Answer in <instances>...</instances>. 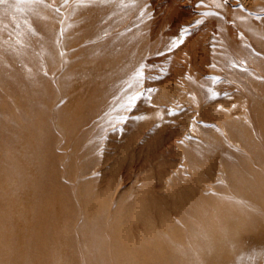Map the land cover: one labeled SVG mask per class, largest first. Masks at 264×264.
<instances>
[{"label":"rangeland","instance_id":"1","mask_svg":"<svg viewBox=\"0 0 264 264\" xmlns=\"http://www.w3.org/2000/svg\"><path fill=\"white\" fill-rule=\"evenodd\" d=\"M15 1H17V0H15ZM74 1L76 2L75 5L80 4L79 7L81 9L79 8L80 9L79 11H82V12L78 16L81 18H78V16H77L76 19L74 20L75 23L73 22V24H75V25L72 24L71 26H69L67 28V31L70 34L69 37L72 36V38L74 40H73V42H71V44L66 45L67 48H66V46L64 48V46H62V43L59 42L60 38H63V36H64V33L63 32L61 33L62 28L60 29L61 26L58 23L59 21L58 22L56 21L57 23H52V22H55V21H53L54 18L56 20H58V18L60 19V17L62 16V14H63V10L61 7L62 3H61V5H59L60 3L58 4V6H60V9H59L57 4H56L57 0H55V2H54V0H37L35 5L38 7V14L37 15L33 14L31 17L33 18V20L35 18L36 19L38 18L37 22L40 24L41 23L43 24V26L41 24L43 29H40L42 27L39 24V26H40L39 27L40 30L38 33L39 38L37 36V38H38L37 43H39L40 48H39V51H37L36 53L34 52L35 55L37 54V56H39V58L42 59L41 60L42 63L35 66V68H33V70L31 69L29 72H27V74H26V72H23L18 77L6 75V78H8L9 81L13 82L14 84L18 81H20L22 83L20 103L22 104L23 107L19 105L20 103L15 104L13 102V100L7 99L9 101H7L6 103L9 105L5 104V106L1 109V112H3V114H1V115H2L3 121H4L5 126H6V131H8V129L10 130L9 134H7V138L9 137L8 140L12 141L14 139H17V137L21 136L22 143L19 145V147H21L23 150V148L25 146V149L22 153L23 156H21V157L24 158V161L26 160V162L23 161L22 168L20 167L17 170L18 172L21 173V177H22V178H20L21 183L23 182L25 185V187L23 186V190H24L23 195H25L23 197L27 198V204L29 203L31 205L33 203L32 205H34V204L36 205V202L38 204H41V205H39L40 207L38 206V204L36 205V207L38 206L39 207L38 209L41 208V210H40V212L38 211V212H33V213H31L28 210H22L21 211L22 214L17 212L18 216L16 215V212L15 213L14 212H7V213H5L6 216H5V214L1 215V212H0V221L10 224L9 225L10 227L7 226L6 229H5V227H0V232H4V231L6 232L7 230H9V231L13 230L14 231V229L18 226V228H16L14 231V233L16 235L14 237V239H16V240H14V242L11 241V243H10V244H12L11 247H10V244H8V248L3 245L4 246L3 251H7V249H8L9 252H17V251H20L21 249H23L22 251L24 252V247H26V246H23V242L24 243L25 242L30 243L31 240H29L28 238L30 236H32V237L36 236V238L38 237V240H37L38 242L36 241L38 244L34 243L36 245L33 246L34 244H32L31 245L32 247H31V246H29L31 244L30 243V244H28V248L27 249L25 248V249H26V254H27V252H28L27 250L31 247L30 252L35 253L34 257H36V258H33L34 259L33 261H35L37 264H42L43 262H47L46 260L49 258L50 255L52 256L55 251H56L55 254L57 256L55 257V254H54V257L52 256L53 259L49 258L51 261L57 259V257L59 258V256L62 257L64 260H66L68 257H70L69 255H71V257L69 259H73V257H74V259L77 260L76 259L77 257L75 258V256H77V253L80 252V248H81L80 242L78 243V241L81 240V242H82L88 238L87 236L90 233L88 228H90V230H92L91 229V228H93L92 222L94 220L98 219L96 215H94L95 217L90 216L91 214L89 216H86V217L81 216L79 219L80 213H81V211H85V210H95V209L97 210L101 206L102 207L101 211L103 213L106 211V209H107V211H110L112 209L109 213L106 212V213L102 214V218H100V220H103L100 223L103 226H105V229H109L111 224H112V222H110V221L113 220V216L115 214V212H114L115 207L121 208V209H119V212L122 211L121 215H119L117 213L118 217L122 219L121 222H120V220H117L121 225L126 224L127 221H129L131 218H133L134 213L135 214L138 213V215H136L133 218L134 220L136 218L135 221H133L131 219L130 222L131 221L132 222L129 225L127 223V225L129 226V227L128 226L127 227L129 229L125 225L124 226L126 228L121 226V229L123 227V230H122L123 232H124V228H125V233H127L128 237H124L123 235H125V233L123 234V232L121 230H120L121 231L120 234L122 235L121 238H123V237L125 238L124 239L125 241L123 240L121 242V246H122L123 250H124V246H126V248L132 246L131 247L132 249L134 246L135 251H133L132 253L134 255H139L138 257L136 256L137 260L140 259V261L138 260L139 263L146 261L145 263L148 262L149 264H153L151 262L155 261V264H157L156 260H160V259L164 258V261L162 262V264H166V263L168 264V262H169V264H173V263L175 264V261L178 258L182 259L181 257L184 253L189 255L191 258L193 257V255H196V256L198 255V257H202L204 255V253L206 252V250H207V252L208 251L211 252V249H212V251L215 252V249H216V251L220 249V251L216 252V253L217 254L219 253L218 255L220 257L223 256L221 254H224V255L226 254L225 255L226 257L223 256L224 258L222 257V260H219L221 258H219V256L216 253L211 252L212 255L215 254L214 256L211 255L212 256V259H211V256L209 255L211 253L208 252L209 254H207V255H209V257H206V255H204L206 257L207 261L209 258L208 262H210V260H211V262H210L211 264H213V263L217 264L218 260L220 261L218 264H221V261H222V264H225V263L227 264V262H228V264H249V262H251L253 260L255 262L252 261L250 264H252V263L264 264V242H263L264 241V239H263L264 238V230H263L264 229V226H263L264 225V221H263L264 220V217H263L264 213H263V209H262L263 207L261 208L258 206L257 208L262 209V212H261V210L255 209L256 211H258V212L255 211L256 212L255 213L252 211L253 210L252 207L254 208V206H252L251 207L252 210L250 209L249 211H251L255 214L250 212L252 214V216H251V218H249L248 217L249 211H247L246 207H245V209H246L247 213L243 209L244 208L243 205H242L243 208H241V206H239L240 208L237 209V206H238L237 204H240V203L243 204L244 203L243 200L245 201V198L241 199L242 198L241 197L240 198L241 200H240L239 197L236 196L240 200V203H238V202L236 203V205H237L235 207L236 209L234 207L232 209V206H235L234 203L236 201L231 202L232 200L228 199L230 196L229 194H228V198L226 200H228L227 202L229 204L233 203V205L230 204L231 205L230 208H229L230 205H228V207H223V205H221V204L218 205V203H219L218 200H220V199L222 200L221 197L223 195H226L227 192L232 193L234 191V189L239 191V192H237L240 194V195L237 194L238 196H243V195H241L243 186L238 187V185L241 182L243 183V181H246L245 176L247 174L245 172H247L248 162L251 161V159H249L250 158L249 155H247L245 148H244L245 151L243 150L244 146L242 145V144L245 145L244 140H243V138H245V137L243 135L247 132H250L249 126L245 122V119L243 120V118H244L243 116L246 115L245 113H247V114L251 113L250 115H252L253 117L258 113H264V95H263L264 94V89H263L264 88V75L262 76L261 74H259L257 72V69H253V68L248 69V66H243V62H241V60H243V58H247V59L249 58L250 60H255L256 62L260 63L261 66L264 68V18L262 17V16H264V0H119V1L109 0V2L107 0L106 1L105 0H86V1L85 0L84 1L83 0H81V1L80 0H74ZM49 2H50V4H49ZM83 2L86 4L85 6H84ZM8 3H9V5H8ZM21 3H23V6H25L26 11L28 10V8H30V6L31 7L34 6V4L31 2V0H21ZM0 4H1L0 14H2V15H0V17H2L4 20L2 26H0V27L2 29L4 28L3 30L8 33L10 31H13L15 28H17V27H13V25H11V24L6 25L5 20L7 21V19H9V17H7L5 15L7 13H2L3 12L2 10L7 8V6L8 7L11 6V3H10V0H0ZM81 5H83L85 8L81 7ZM100 6H101V8H100ZM148 7L150 9H148ZM1 8H3V9H1ZM59 10H61L62 13L59 12ZM141 11L144 14H142ZM166 11H167V13H166ZM262 11H263V13H262ZM50 12H52L53 14H51ZM205 13H208V15H204ZM48 14L52 15V16H50V19H52L51 21L49 19ZM86 14H87V16H86ZM43 15L46 17H44ZM4 16H6V17H4ZM26 16H27V18L24 21H29L30 17H29L28 12L26 13ZM49 23H50V25H49ZM85 23H86V25H85ZM57 24H59V26ZM53 25L54 26L56 25L54 31L51 30L52 28H54V27H52ZM25 26L26 27L28 26L27 22H26V24H24L23 26H20L18 28H20V29L22 28L23 30L25 29V31H27ZM49 26H51V28H49ZM131 27H132V30H130ZM185 28H187V30H188L186 33H184ZM116 29H118V30H116ZM133 29H135V30H133ZM73 30H75V31H73ZM105 30L106 31L110 30V32H109L110 34L107 35L108 37L107 36L104 37L105 39H103L102 37H100V39L95 38L97 35H102L103 31L105 32ZM111 31H113V32H111ZM134 31H135V33H133ZM86 33L90 34V35L94 34L92 37L94 39L93 40H92V38L89 39L88 40L89 44L88 43L86 44L87 46H85V44L82 45V42L79 41L80 40L79 36L84 35V34L86 35ZM98 33H101V34H98ZM106 33L107 32H105V34ZM113 33H114V35H113ZM181 34L184 35L183 43L179 44L178 47L172 48L171 46H172L173 42L179 40L181 37ZM56 35H57V37H56ZM54 38H56L58 41ZM90 40H92V41H90ZM92 42H95V43L91 44ZM72 43H74V44H72ZM70 46H72L71 49H70ZM81 46H82V48H81ZM60 47H63L64 49L60 48ZM56 48H58V49H56ZM59 48L62 49L63 52H61L62 50H60V52H59ZM170 48H171V50H169ZM30 49H31V47L28 45L23 50V53L26 55V57H28V55H29V57L32 56ZM65 49L67 51L70 50V52L68 51V53H67V51ZM75 49L78 52H76ZM9 50H10V52L11 51L14 52L15 48L10 46ZM79 50H80V52H79ZM58 53H60V54L63 53V55H61V56H65V55L70 56V54L71 55L73 54V56H75L74 60L71 63L72 64L76 63V65L77 64L78 65L76 66L74 64L76 66L75 67V66H72V64L70 63L71 65L69 66L70 68L72 67L74 70V71L71 70L72 68L70 69L72 76H71L70 72H67V71H69V69L65 68L66 67L65 65H64V68L60 67L63 64L62 65L58 64L60 68H63V70H62V73H60L61 69H59L60 71H58V72L60 73L59 74L60 76H56L58 74H57V72L55 73V69L57 68L56 70H58V65H57V67L54 66V68L56 67L55 69L54 68L52 69V67H50L49 65L47 66V63L43 62V59L56 58V54H57V58H59L60 55ZM187 53H188V55H187ZM244 55H246V57ZM96 57L98 59H96ZM82 58L94 60V62L88 63L90 65L86 64L83 66V69L85 68V70L87 69L86 66H88L89 70L87 69V71L89 73V71L91 70V73L84 74L81 71L83 64H80L81 62H79V61L82 60ZM112 59H114L115 61ZM91 63H93L94 65ZM235 63L239 64V65H235ZM17 64H18V66L16 65L17 69H18V67L23 66L21 63H17ZM44 64H46V65H44ZM240 66L243 67L242 68L243 70L240 69ZM48 67H50V69ZM233 67L234 68L236 67L235 70H238V71H235ZM44 68H46L48 70H46ZM6 69L7 70L8 69L15 70V69H13L12 66H9V65H6ZM7 70H4V73L7 74ZM45 70L47 72L49 71L48 74ZM141 70H142L143 78L137 80L136 79V73L138 71H141ZM65 71L67 72V74H64V73H66ZM87 71H85V72H87ZM217 71H219V74ZM220 71H221V73H220ZM240 71H241V73H240ZM100 72H102V73L104 72V73L102 74ZM215 72H217V74ZM248 72H249V74H247ZM54 73L56 75H54ZM79 73H82V75H79ZM215 74L217 76L219 75L218 77L221 78L220 80H218V81H220V84L218 81H217L218 82L217 83L216 81L213 80V77L216 76ZM61 75H62V77L65 76L66 79H64L65 77L62 78ZM67 75H68V77H67ZM222 75H224V76H222ZM58 77H61L60 80H61V83L64 82V83H62L63 85L60 83V80L58 81V79H59ZM244 77H246L247 80ZM80 78H82V79L80 80ZM53 79H55V80L57 79L58 82L53 80ZM83 79L86 81L85 82L82 81ZM248 79L250 80L251 83L249 82ZM34 80L40 81V84H39L40 87L38 86L37 90L31 91V90H29L30 89L29 85ZM71 81H72L73 85H72ZM77 81H79V82H77ZM80 81H81V83H80ZM254 81H255V83H254ZM56 82L58 83L57 87L55 85ZM67 82H68V84H67ZM76 82H77V84L80 83V85H84V84L85 85L82 88V86L77 85ZM87 82L89 83L88 85H86ZM213 82L216 84V86L213 85L214 84ZM237 82H238V85H237ZM50 83H51L50 87H52V89L56 87L57 91H56V88L53 89L54 91H52L50 89V87L48 85ZM74 83L77 86H75ZM239 83H241V84H239ZM257 83H258V86L256 85ZM70 84H71V86H70ZM251 84H254L255 87H252ZM46 85L49 89L46 87ZM53 85H55V86L53 87ZM218 85H219V87H218ZM239 85H241V86H239ZM59 87H61V88H59ZM71 87H73V88L77 87V88H75L76 92H74L75 90L72 92L71 90L73 88H71ZM190 87L192 89H189ZM80 88L82 89L81 90L82 92L80 91L78 93L77 91H79ZM216 88H218V89L216 90ZM256 88L257 89L259 88V90L261 89L262 91H260V92L258 91L259 92L258 93L256 91ZM244 89L248 92H245ZM24 90H26V91H24ZM49 91H50V93L52 91L51 95L49 94ZM59 91L63 95H66V96H63L62 94H60ZM193 91L194 92L196 91L195 94ZM249 91H250V93H249ZM53 92L56 94H53ZM67 92H68L69 96H67ZM204 92H205V94H204ZM23 93H25V94H23ZM76 93H78V94L75 95ZM213 93H215L216 96H213ZM244 93L246 94V96L244 95ZM247 94H248V96H247ZM53 95H54L55 99H57L58 101L53 99ZM61 95H62V97H61ZM132 96H136L137 99H136L134 105L130 109H127L125 106L127 105L129 98H131ZM249 96H250V98H249ZM43 97H45V98H43ZM69 97L72 99H70ZM50 98H52L53 100H51ZM63 98H65V99L63 100ZM68 98L70 99V101L72 100L73 104L71 102H69V100H68V103H69L68 105L70 106L72 104L71 107H69L66 104L67 103L66 101ZM190 98L192 99L193 105L191 103ZM196 98H198V99L200 98L201 100L200 99L197 100ZM28 99L29 100H35V101H33L34 105L32 103H30V101ZM46 99H47L48 104L46 103ZM60 99H62V100L60 101ZM247 100L253 103V104L252 103L250 104V102H249L251 110L249 108H247V109L245 108V107H249V106H247L248 105ZM254 100H255V102H254ZM195 101L196 102L198 101V102L196 103ZM53 102H54V104H53ZM57 102H59V106L56 104ZM172 102L174 104H171L172 105L171 106L170 103H172ZM194 102H195V104L199 103L197 105L198 107L194 105ZM200 102H201V104H200ZM176 103L180 104L181 106L178 105L179 107L178 106L175 107L177 105ZM44 104H47L48 107ZM50 105H52V106H50ZM66 105L68 108L66 107ZM251 105H252V107H251ZM56 106H58V110H57ZM53 107H55V108H53ZM241 107H242V110H244V111H241L243 113H240V111H239V110H241ZM15 108L18 109L15 112L21 114L23 116V119H24L23 120L24 123L22 122L24 127L21 130H20V126H19L18 121H17V123H15V121L12 118L10 119V117H4V113L8 112L9 109H15ZM27 108L28 109L34 108L33 110L36 113V117H38V118H36L37 121L39 119L38 122L40 123L42 120V123L39 124L40 127H42L41 124L44 125V122L46 121L45 118L50 120V123H49V120L47 122V125H49V127L46 126V123H45V126H46L45 128L43 126V128H37L36 129V131L39 133L36 132L37 135H33V137H32L33 140L31 139V134H33L34 132H32V130L30 131V129H29L30 121L32 122L33 119L30 117L29 110L27 111ZM65 109L67 111H65ZM245 109H246V112H245ZM52 110H53V112L54 111L59 112V113H56V116L59 114L58 119L56 118V116L54 114L55 112L52 113ZM232 111H234L235 113L233 114ZM170 112L174 113V114H170ZM236 112H238L237 116H236ZM227 113L230 114V116ZM37 114H38V116H37ZM40 114L44 115L45 117H43V116H42L43 118L40 117L41 116ZM52 114L54 115V117L52 116ZM240 114H242V115H240ZM238 115H240V116H238ZM220 116L221 117L223 116L224 119H222L223 117L220 119ZM226 116H227V118H226ZM69 117L71 120L69 119ZM194 117H196V118H194ZM198 117H200L199 118L200 120L198 119ZM40 118H42V119H40ZM121 118L122 119L124 118L125 120L123 119L124 120L123 121V120H121ZM66 119H68V120H66ZM217 119H219L218 122H216ZM56 120H57L56 123L53 122ZM58 120H59V122H58ZM113 120H115V121H113ZM202 120L204 122H206L205 124L208 125V127L205 124H203L204 122ZM118 121H120V122H118ZM220 121L227 123L229 130L238 131L237 133H241L242 137L241 136L240 137L243 140L241 143V145L243 146L242 148L240 147V145H239V147L238 146L236 147V145H234V144L231 145V143H228L227 141L221 139L224 136V134H222L223 131L220 128V126H221ZM236 121H238V122H236ZM194 122H196V124H197L196 126L194 125ZM198 122H200V123H198ZM110 123H112V124L110 125ZM218 123L220 124V126ZM57 124L59 126L60 125H64V126L59 127V126H57ZM113 124H115V125H113ZM67 125H68V127H67ZM197 126H199V127H197ZM2 127H4L3 124H2ZM64 127H65V129H69V130H65ZM190 127H192V128H190ZM194 127L195 128L197 127V129L199 128L202 135H199L200 138H196V139L193 138V141L189 140V138L188 139L186 138L189 141L188 142L189 144H188L187 142H185L187 140L185 139V141H184V139L182 137H184V138L186 136L191 137V135H190L191 133L195 134V133H193ZM15 128H18L19 131L16 132ZM204 128H205V130H204ZM44 129H46V131L44 133L45 134L47 133L50 136V138L47 134H46L47 136H44V133L42 131ZM62 129L65 130V132ZM191 129L193 131H191ZM38 130H40V131H38ZM61 130H62V132L59 134L60 135L63 134V135L60 136V135H58L57 131H61ZM239 130H241V131H239ZM67 131L70 132V135H69V132H67ZM202 132H204V133H202ZM65 133L67 134L66 135L67 141H65L66 143L64 142V140L61 141V137H63ZM197 133L198 132H196V134ZM217 133H219L220 137ZM55 134H57V136H59L60 140L58 139V137ZM184 134H185V136H184ZM203 134L204 135L206 134V136H204ZM211 134H212V136H211ZM75 135L78 137L76 138ZM51 136H53V137H51ZM71 136H73V137H71ZM202 136H204V139H206L207 141L204 140ZM55 137H57V139H58L57 141H56ZM53 139H55V140H53ZM180 139H181V141H179ZM191 139H192V137H191ZM198 139H199V141H198ZM214 139H215V141H214ZM69 140L70 141L74 140V141L73 142L71 141V143H70ZM210 140H211V142H210ZM182 141H184V142L182 143ZM32 142H33V145H31ZM98 142H100V143H98ZM102 142H104V143L101 145ZM192 142H194L195 144ZM199 142H201V143H199ZM67 143H69L72 146V148H71V146L68 148H64V147H67V146H65ZM45 144H47V145H45ZM69 144H67V145L69 146ZM211 144H212V146H211ZM221 144L224 145V147ZM62 145H64V147H62ZM27 146L30 148H27ZM179 146H181V148ZM216 146L218 147V149H214V147L217 148ZM182 149H184V151ZM211 149H212V151H211ZM220 149L222 150V152L218 151ZM223 150H225V151H223ZM233 150H235V151L233 152ZM241 151H243V152H241ZM182 152H184V155L182 154ZM65 153H67L66 154L67 156H70V157L73 156V157H71V159H70V157L69 158L66 157L69 159V160L67 159L68 161L66 160L67 161L66 164L64 163L65 162L64 160L66 158L63 160V158L65 157V155H64ZM72 153H73V155H72ZM74 153H76L77 155H75ZM209 153L210 154L212 153V154L209 155ZM225 153H226V155L230 154V157L228 155H227L228 157H226ZM30 154H31V156H30ZM45 154H47V157H48L47 159H44L46 157ZM263 154H264V152H263ZM201 155H202V157H201ZM206 155L209 156L208 159H206V158L204 159V157ZM182 156H185V158H183ZM231 156H234V158ZM200 157H201V159H200ZM230 158L234 159L233 160L234 163L231 161ZM262 159H264V155L262 156ZM14 160H15L14 158H9L8 164L10 165V169H11V166H12ZM183 160H184V162H183ZM204 160L206 161L205 164H204ZM27 161H29V162H27ZM186 161H188V162H186ZM35 162H37V164ZM185 162L187 164H190V165L188 166V165L184 164ZM199 162L201 163V165L203 164L202 167H200V168L197 166L199 164ZM31 163L36 166L33 170L34 172L32 171L33 165H31ZM235 163L236 164L238 163L237 164L238 166L235 165ZM24 164H25V166H24ZM93 164H94V166H93ZM98 164H99V167H98ZM193 165H195V166H193ZM228 165H230V166H228ZM239 165H240V167H239ZM30 166L32 167V169ZM37 166H38V168H37ZM42 166H45V167L47 166L46 167L47 172H44L45 168H43ZM196 166H197V169L199 168V170H197V173H195V175H194L193 171L196 170ZM41 167L43 170H41ZM187 167H188V170L190 172H188ZM191 167L192 168L195 167V168H193L194 170ZM237 167L241 170V172L239 169H237ZM95 168L98 171H95ZM222 168L226 169L225 173H224L225 169L222 170ZM27 171H29V172H27ZM41 171H42V173H41ZM25 172H27V173H25ZM93 172H95V173L97 172V174H95V173L93 174ZM35 173H38L39 176ZM75 173H77V175ZM189 173H191V174H189ZM16 174H18V173L16 172ZM34 174L36 176H34ZM42 174H45L44 175L45 177H43ZM187 174H189V176L194 175V177L190 178V177H188ZM219 174H223V175H221V178H222V176H224L226 174H228V175H226L227 178H223V180L221 179L222 181H220V175ZM73 175H75V176H73ZM94 175L96 177H94ZM182 175H183V177H182ZM25 176L27 178H24ZM46 176L49 177V179ZM186 176L191 180L187 179L188 180L187 181ZM217 176H219L218 179H217ZM30 177H31V179H28ZM74 177H76V178H74ZM78 178H80V181ZM24 179H26V182H24L25 181ZM74 179H76V180L74 181ZM215 179H216V181H215ZM225 179H226V181H224ZM236 179L237 180L239 179V181H237ZM37 180L40 183L37 182ZM41 180L44 183L47 181L45 183L46 187L44 184H42L43 182H41ZM83 180H84V182H87V183L82 182ZM167 180H169V183ZM177 180L180 181V182H178L179 185L177 184L178 186L176 185ZM183 180H186V181H183ZM218 180H219V182H218ZM227 180H228V185H227ZM52 182H54V183H52ZM209 182H211V183H209ZM229 182H230V184H229ZM208 183L211 185H214L216 183L214 186H211V185H209V186L214 187V188H216L215 186H217L216 190L221 189L218 191V192H220V194L225 193V192L226 193L221 194L222 196L220 194H218V196H217L218 198H216V195L218 192L214 188L206 187V185L208 186ZM28 184H29V186H31V188L27 186ZM32 184H34V185H32ZM78 184H79V186H78ZM80 184H82V185L80 186ZM87 184L90 187L91 192L89 191V189H88L89 187L87 186ZM236 184H237V186L233 189L231 186L234 187V185H236ZM47 185H49V187H47ZM50 185H51V187H54V189L53 188L51 189ZM53 185H55V186H53ZM168 185L171 187L172 190H169L170 187ZM229 185H231V186L229 187ZM74 187L76 188V190L74 189ZM78 187H80V189ZM166 187H168V188H166ZM172 187L173 188L175 187V188L173 189ZM205 187L208 189H206ZM209 188H211V189H209ZM228 188L229 189L232 188L233 189L232 192L230 191L231 189L229 190ZM213 189H214V192H212ZM25 190H26V192L27 191L28 192L25 193ZM35 190H36V192H35ZM78 190H81L82 193H81V191H78ZM222 190L224 192H222ZM73 191H75V192H73ZM77 191H78V193H77ZM88 191L90 193H88ZM38 192H40V193H38ZM42 192L44 194L47 193L46 196ZM205 192H206V194H205ZM28 193H29V195H28ZM71 193H72V195H71ZM76 193H77V195H76ZM215 193H216V195H214ZM38 194H39V197H37ZM42 195H43V197H42ZM59 195L61 198L59 197ZM95 195H97V196H95ZM235 195H236V191H235V194L232 196L235 197ZM27 196H29V197H27ZM78 196L79 197L83 196V197L78 198ZM202 196H204L203 198H204L205 202H204ZM212 196L215 198L212 199ZM232 196H231V198H233ZM85 197H86V199H85ZM205 197L206 198L208 197V199H206ZM224 197L225 196H223V200H224ZM41 198L43 200L40 203L39 200ZM77 198L80 199L78 202H76ZM113 198H114L115 202L113 201ZM199 198H202V199H199ZM31 199H32V201H31ZM198 199L202 200V203L204 205L202 208H205L206 212H207V210H209L208 214L210 212H211V214L213 213L214 216H216V214H217V216H216L217 220L219 219L218 215H221L220 216L221 218L219 219V221L217 222V220H216V226H217L216 228L220 227V221H222V219L227 220V218H228L229 220H227V223L228 222L232 223V225L226 224L228 226V228L225 224L224 225L221 224V226L223 225L222 228H224L225 231H222L223 230L222 228L221 229H219V228L218 229H210V228H207L206 226L203 229L204 221H205V220H203V217L207 213H205V210L203 211V210L199 209V210L203 211L201 214L202 220L199 218L203 222V224L200 223L201 226L202 225L203 226L199 227L200 224H199V226L197 225L198 229L202 228L203 232L206 231L205 230L206 228L208 230H212L211 232L207 231V232H210L209 236H210L211 240H212V238H214V237H211V233L213 236L214 235L213 233H215L214 230H218L216 232L217 233L219 232L220 234H222L221 240H216V242L211 241L209 237H206L207 236V232H206L205 237L209 238V240L208 239L206 240V238L205 239L202 238V239H203V241H207L206 246L208 245L209 247H207V248H209V249H205V251L203 249L204 253L202 256L199 254V252L197 254L196 250H194L196 254L194 253L192 255L191 253H193V248L195 247L193 244H194L195 240L198 239V241H199L198 237H201V235L198 233L200 231L197 232V230L193 229L191 226V229L186 228V229H188V231H190L189 233H187V234H186V232H183V233H185L186 236L188 235V239L191 240L192 242H193V239L197 238L194 240L193 244L189 243L190 241L188 240L189 245L192 244V246H194L193 248H192V246L190 247V246L186 245L190 248L189 249L188 247H186V249L192 250L191 253L189 252L192 256L190 254H188L189 250H186L185 248L184 249L187 252L183 251L182 252L183 254L180 255L181 257L178 256L180 248H178V250L176 249L178 254L175 255L177 252L174 250L173 247L176 246L177 244H179V246H180L179 242H181V245H182V243L184 242V241L182 242V239L184 240V238H186L185 234H184V236H182L183 238H180L181 239L180 241H179V239H174V240H176V243H177V244L175 243L174 246H172L173 243H170V245H171L170 247L173 248V249L169 248L170 251L168 250L169 246L167 245L166 242H164L165 244L161 243V248H163V251L161 250L159 245H158V247H156L154 245L155 244L154 240H152V239H155L156 236L157 237L161 236L158 233L159 231L161 232V234L162 233L165 234L166 233L165 230H167V233L170 234L171 229L174 228V229H172L174 232H176V233L181 232V235H183L181 227L187 226L185 224L190 223L189 224V228H190V225L193 222L194 223L197 222V219H198L197 216L201 217L200 214H199L200 216L197 215V213H198L197 211H199V210L196 211L194 209V208L197 209V207L198 208L201 207V205H199V202H198V205L200 207L195 205L197 203ZM216 199H217V201H216ZM62 200H64V201H62ZM98 200H101L100 203ZM111 200L113 201V203ZM234 200H236V199L234 198L233 201ZM34 201H36V202H34ZM43 201H46V202H43ZM85 201H87V202L85 203ZM214 201H216L215 204L217 206L221 205L220 207L224 208V209L222 208L224 210V212L221 209V212H223L224 215H222V213H220V211H217L218 213L216 211H215L216 213L214 212V210L217 209V206L214 204ZM48 202H50V203H48ZM60 202L61 203L63 202V203L61 204ZM80 202H82V203H80ZM58 203H60V205ZM73 203H75V204H73ZM193 203H195V204L193 205ZM207 203H210L211 207ZM221 203L223 204L224 201ZM246 203H244L245 206L247 205ZM63 204H64V206H63ZM102 204H103V206H102ZM112 204H114V205H112ZM110 205H112L111 208H109ZM126 205H128V207ZM43 206L45 209L47 208L46 211L43 208ZM50 206H52L53 208ZM54 206H56V210L54 209ZM58 206L60 209H58ZM62 206H63V208H62ZM104 206L106 208H104ZM213 206L215 207V209H213ZM226 206H227V203H226ZM125 207H127V209ZM131 207H133L134 210L136 209V212L131 210L132 209ZM220 207H219V210H220ZM48 208H51L52 210L51 209L48 210ZM76 208H77V210H76ZM129 208H131V209L128 210ZM225 208L226 209L228 208V211H225L226 210ZM61 209H62V212H61ZM108 209H110V210H108ZM234 209H235V211H239L240 212L239 214H241L240 210L243 209L242 211H245V213H246V214L243 213V215L244 216L246 215L247 217L246 216L244 217L242 215L239 216V214H237L238 212H236V213L234 212ZM0 210H1V208H0ZM43 210L47 213L44 214ZM229 210L231 212H229ZM36 211H37V209H36ZM64 211H65V213H64ZM112 211H113V213H112ZM129 211L132 213V215L130 214L128 216ZM195 211H196V213H195ZM26 212H28V213L26 214ZM48 212H49V215H48ZM143 212H147L148 215H146V213L144 215ZM226 212H227V214H226ZM233 212H234V214H232ZM13 213H14V215H13ZM34 213H36V215ZM39 213H41V216L44 214L43 217L38 216V215H40ZM52 213H53V215H52ZM99 213L101 214V212H99ZM191 213H194L196 215L195 218H197L196 220L194 218L195 221H193V222L190 221V218L193 219L192 217L194 216V215L192 216ZM203 213H205V214L203 215ZM228 213H231V214H229L230 216L228 215ZM262 213H263V215L260 216V214H262ZM10 214H11V217H10ZM31 214L34 215L35 219L33 218V215H31ZM67 214H69V215L67 216ZM107 214H110L109 217H111V215H112V220H109L110 218H108ZM141 214L143 217L145 216V219L143 218V220H145L144 222L142 220H139L142 217ZM28 215H30V217ZM233 215H234V217H233ZM253 215H254V217H253ZM22 216L29 217L32 219V220H29V222L31 221L30 223H28V221H27L28 224L25 223L28 226V228L27 227L23 228L24 226H26L24 224V222L23 223L20 222L21 224L20 223H18V224L17 223H15V224L10 223V221L14 217L21 218ZM48 216H49V218H48ZM50 216H51V219L53 221L50 219ZM125 216L126 217L128 216L129 220L126 219V221H125V218H126ZM187 216L190 217L188 219V222L186 219ZM54 217H55V219H54ZM123 217H125V218H123ZM205 217H207V216H205ZM230 217H232V218L236 217L237 219L235 218V220H233ZM10 218H12V219H10ZM16 218H14L11 222H15L17 220ZM46 218L49 220H47ZM81 218H85V219L87 218V219L86 220L83 219V221H82ZM247 218L249 219V221H247L248 220ZM148 219H149V222H148ZM184 219H186L185 222H184ZM39 220H41V221H39ZM58 220L60 223L58 222ZM89 220L91 223L89 222ZM232 220H233V222H232ZM245 220L247 221V223ZM33 221H35V223L37 225L35 223L33 225ZM73 221H75V222H73ZM167 221L170 223L168 224ZM250 221H252V222H250ZM261 221H263V222H261ZM17 222H19V220H17ZM49 222H51V223H49ZM123 222H125V223H123ZM146 222L149 223V225H148L149 227L146 226ZM181 222H184L183 223L184 225L182 224L183 226L180 227L179 225H181ZM224 222L222 221V223H224ZM236 222H239V223H236ZM39 223H41V226L39 225ZM194 223L192 225H194ZM197 223H199V222H197ZM261 223H263L262 227H261ZM12 224H14V225H12ZM73 224H75V226ZM77 224L80 227H77ZM167 224L171 225V229L166 228V226H168ZM19 225H22V226H19ZM38 225L41 228H39ZM42 225H43V228H42ZM71 225H73L74 227L73 226L71 227ZM162 225H163V227L165 225V227H164L165 230H163ZM12 226H14L15 228ZM82 226L87 227L86 228V230H87L86 233L88 232L87 236H86L84 230L83 231L77 230V228L79 230H81V228L85 229ZM90 226H92V227H90ZM197 226H194V227L197 228ZM224 226L226 227V229ZM20 227L23 230H21ZM29 227L30 228L33 227V229L30 230ZM47 227H49V228L47 229ZM145 227H147L148 231H145V229H146ZM37 228H38V230L34 231ZM50 228L51 229L53 228V229L51 230ZM71 228H73L75 230V232L78 234L77 237L83 232V234H81L80 236H86L87 238L86 237H84V238L79 237L76 240V238H77L76 233L75 234L72 233V231H74V230L72 229L71 232L69 231ZM260 228H261V230H260ZM57 229H60L61 232H60V230H57ZM127 229L131 231V235H132V233H133V235L135 234L134 238H131L133 240L132 243H131V239L129 241V238L131 235L128 234L129 231ZM178 229L180 231H178ZM182 229H185V228L183 227ZM249 229H250V231H249ZM55 230L58 232H56ZM126 230H127V232H126ZM162 230H163V232H162ZM192 230L195 232L194 235H196V233H197V235L199 234L200 236H197V237L193 236V238L190 237L191 235H189V234H192L191 233ZM66 231L70 234L68 235V233H65ZM243 231H244V233H243ZM223 232H224V234H223ZM237 232H238V235H237ZM48 233H50V235H48ZM59 233H61V234H59ZM92 233H94L93 234L94 238L98 239L97 238L98 235L95 234L94 229L92 230ZM143 233H145V234H143ZM147 233H148V235L150 234L151 236L154 233H155V235H156V233L158 234L154 238L149 235L151 237V240L154 243L153 245H150V239H149L150 237L147 238V240H145L144 242L140 241V240H143V238L146 239V236L148 237V235H146ZM167 233H166V237H167ZM234 233H235V235H234ZM66 234L68 235V237ZM141 234H142L143 238L139 239L138 236L140 237ZM201 234H203V233H201ZM227 234H230V236H228ZM260 234L262 236H260ZM93 235H91V236L93 237ZM133 235L131 237H133ZM136 235H137V237H136ZM171 235H172V232H171L170 236ZM225 235H226V237H225ZM255 235L257 237L259 236V238L255 237ZM17 236H18V240H17ZM58 236H60L61 238L60 237L58 238ZM69 236L71 239L69 238ZM110 236H112L111 241H110V239H111ZM243 236H245L247 239L245 240V238H243ZM62 237H63V239H62ZM108 237H110V238H108ZM229 237L230 238L232 237V238L229 239ZM238 237H239V239H238ZM40 238H41V241H40L41 244L39 242ZM52 238H54V239L51 240ZM73 238H75V239H73ZM104 238L109 239L108 241L110 243H113V240H115V236L111 235L110 232ZM235 238H237V239H235ZM20 239H21V241H20ZM57 239L58 240L60 239L62 241L63 245L61 243H59L60 240L58 241ZM96 239H90V240L87 239V240H89L90 242H92V241L94 242ZM107 239H105V241H107ZM126 239H127V241H129L128 243H127ZM138 239H139V241H137ZM148 239H149V241H148ZM257 239H259V240H257ZM34 240H36V239H34ZM68 240H69V242H68ZM70 240H73L74 242L71 241V243H70ZM247 240H248V242H247ZM225 241L228 242L226 245L221 244V242L225 243ZM53 242H55V243H53ZM123 242L126 243V244H124V246L122 244ZM134 242H135V244H133ZM137 242L138 243L142 242L143 245L140 243V245L138 246V244H136ZM169 242H172V241L169 240L168 244H169ZM74 243H75V245H74ZM145 243H146V245H145ZM21 244H22V246H19ZM26 244L27 243H25V245ZM128 244H130V245L128 246ZM151 244H152V242H151ZM157 244H160V243H156V245ZM185 244L183 243V245L180 247H183ZM204 244H205V242H204ZM209 244H211V245H209ZM39 245L40 246L42 245V247H40ZM66 245H69L70 247H68V246L66 247ZM76 245H78L79 247ZM136 245H137V247H136ZM212 245L215 247H213ZM221 245H224V246L220 247ZM232 245H234V246H232ZM144 246L146 247V249L144 248ZM149 246H152V248L151 247L149 248ZM177 246L175 248H177ZM36 247H38V248H36ZM43 247L45 248V250ZM73 247H76V248H73ZM105 247L107 250L105 252V254L107 253L105 256H107L108 255L107 242L105 244ZM224 247H225V250H224L225 252L223 251ZM228 247H229V249H228ZM239 247L240 248L242 247V248L240 249ZM1 248H3V247L1 246V243H0V250H1ZM32 248H33V251H32ZM61 248H62V252L63 251L66 252V250L68 249L67 250L68 256L67 255L64 256L65 254L63 255L64 252L63 253L61 252ZM77 248H79L78 249L79 252L77 251ZM232 248H234L235 251ZM250 248L252 250H250ZM59 249H60V251H59ZM71 249H72V251H71ZM73 249H75V250H73ZM141 249H143V250L145 249V251H143ZM194 249H196V248H194ZM238 249H239V251H238ZM52 250H54V251H52ZM146 250H147V252H146ZM157 250L159 252H157ZM171 250L173 252L171 253V256H170V253H167V252L168 251L171 252ZM198 250H200V249H198ZM232 250L234 251V253H236V254L238 253V254L237 255L234 254ZM48 251H52V252H50V254H49ZM127 251L129 252L130 250H127ZM136 251L138 252V254L136 253ZM165 251H166V256L163 257L165 255ZM227 251H229V252L232 251V252L226 253ZM260 251H262V252L260 253ZM57 252L60 255H58ZM150 252H151V254H150ZM155 252L157 253V255L155 254ZM160 252H162V254ZM163 252H164V254H163ZM180 252H181V250H180ZM61 253H62V256H61ZM73 253H75V256L72 257V255H74ZM148 253H149V255H148ZM257 253H258V256H256ZM119 254H121V256H124L127 253L124 252L123 253L124 255H122V252H120ZM168 254H169L170 258H168ZM30 255H32V253L31 254L28 253V258H30ZM46 255L48 256V258ZM158 255H160V257L158 259H154V256H156L155 258H157ZM161 255H163V256L161 257ZM231 255H232V257H231ZM37 256H40V257H37ZM172 256H174L176 259L173 260L174 258ZM184 256L183 257L186 258V255H184ZM189 256H187V257H189ZM215 256H217V257H215ZM237 256L239 259L237 258ZM144 257H146V258H144ZM147 257H149V258H147ZM198 257L196 260L194 259L195 264H197L196 262L198 259H200V260L202 259V258H198ZM229 257H230L231 262L228 260ZM15 258H17V257H15V256L12 257V260H13L12 264H16V262H18L17 264H22V263L23 264H27V263L31 264V262H30L31 260H29V259L26 260V263L21 261V260L19 261V259H17V261L14 262ZM191 258H186V259H188V262H189L191 260ZM194 258H195V256H194ZM213 258L216 259L217 261L216 260L214 261ZM226 258H228V259H226ZM37 259L39 262L37 261ZM42 259L43 260L45 259V260L43 261ZM69 259H67L65 261V262H67V264H70V262H71V260H69ZM100 259L103 260L102 257ZM100 259H98L97 261H99ZM223 259L224 260L226 259V261L227 260L228 261L224 263ZM68 260H69V262H68ZM75 260H73V261H75ZM149 260L151 262H149ZM183 260H185V259H182L181 261H183ZM202 260L204 261L205 259H202ZM73 261L71 262V264H75V262L73 263ZM78 261L80 262L79 259L77 260V262ZM35 262H32V263L34 264ZM48 262H50V261H48ZM77 262H76V264H78ZM113 262H115V261H113ZM171 262H173V263H171ZM177 262H178V260H177ZM185 262H187V261L185 260L183 263L182 262L181 263L184 264ZM158 263H160V262H158ZM179 263H180V261H179ZM190 263H192V262H190ZM210 263H208V264H210Z\"/></svg>","mask_w":264,"mask_h":264},{"label":"bare ground","instance_id":"2","mask_svg":"<svg viewBox=\"0 0 264 264\" xmlns=\"http://www.w3.org/2000/svg\"><path fill=\"white\" fill-rule=\"evenodd\" d=\"M81 1V0H80ZM84 1V0H83ZM86 1V0H85ZM106 1V0H105ZM108 2H109V0H107ZM114 1V0H113ZM115 1H119V0H115ZM5 2V1H4ZM31 2L34 4V6H30V8H28V10L26 11L25 10V6H23V3H21V0H17V1H15V0H10V3H11V6H7V8H5L4 10H2L3 12L2 13H7V14H5L7 17H9V19H7V21L5 20V22H6V25L7 24H11V25H13V27H17V28H15L13 31H10V32H5L1 27H0V115L1 114H3V112H1V109L5 106V104H7L6 102L7 101H9L10 99L11 100H13V102L16 104H18V103H20V95H21V87H22V83L20 82V81H18V82H16L15 84L13 83V82H11V81H9V79L8 78H6V75L7 76H16V77H18L21 73H23V72H26V74H27V72H29L31 69L33 70V68H35V66H37L38 64H40V63H42V59L41 58H39V56H37V54L35 55V53L37 52V51H39V43H37V41H38V38H39V30L40 29H43V24H42V26H41V24L40 23H38L37 22V19L35 18L34 20H33V18L31 17L33 14H35V15H37L38 14V7L35 5L36 4V2H37V0H31ZM54 2H55V0H54ZM107 2V3H108ZM6 3V2H5ZM60 3V4H59ZM61 3H62V5H61ZM81 3V2H80ZM84 3V2H83ZM25 4V3H24ZM49 4H50V2H49ZM54 4V3H53ZM57 6H58V4L59 5H61V7H62V10H63V14H62V16L60 17V19L58 18V20H56L55 18V20L53 19V21H55V22H52V23H57L58 21V23L60 24V29H61V33L63 32L64 33V36H63V38H60V40H59V42H61L62 43V46H64V48H65V46L66 45H68V44H71V42H73V38H72V36L71 37H69V32L67 31V28L69 27V26H71L72 24H73V22H74V20L76 19V17L79 15V14H81V12L82 11H79L81 8L79 7L80 6V4H78V5H75L76 4V2L74 1V0H57ZM8 5H9V3H8ZM29 5V4H28ZM86 4L84 3V6H85ZM88 5V4H87ZM106 5V4H105ZM4 6V5H3ZM2 6V7H3ZM83 5H81V7H84ZM108 6V5H107ZM0 7H1V4H0ZM111 7V6H110ZM126 7V6H125ZM139 7V6H138ZM137 7V8H138ZM58 8L60 9V6H58ZM80 8V9H79ZM85 8V7H84ZM94 8V7H93ZM92 8V9H93ZM100 8H101V6H100ZM103 8V7H102ZM1 9H3V8H1ZM90 9V8H89ZM122 9V8H121ZM148 9H150L149 7H148ZM144 10V9H143ZM142 10V11H143ZM166 10V9H165ZM164 10V11H165ZM53 11V10H52ZM96 11V10H95ZM140 11V10H139ZM142 11H141V13H142ZM145 11V10H144ZM29 13V17H30V19H29V21H24L26 18H27V16H26V13ZM59 12H61V10H59ZM88 12V11H87ZM260 12V11H259ZM51 14H53L52 12H50ZM62 13V12H61ZM60 13V14H61ZM84 13V12H83ZM166 13H167V11H166ZM262 13H263V11H262ZM42 14V13H41ZM40 14V15H41ZM88 14V13H87ZM87 14H86V16H87ZM138 14V13H137ZM142 14H144V13H142ZM258 14V13H257ZM0 15H2V14H0ZM59 15V14H58ZM85 15V14H84ZM260 15V14H259ZM6 16H4V17H6ZM44 16V15H43ZM48 16H49V19H50V16H52V15H49L48 14ZM44 17H46V16H44ZM57 17V16H56ZM92 17V16H91ZM263 18H264V16H262ZM78 18H81V17H79L78 16ZM88 19V18H87ZM91 19V18H90ZM254 19V18H253ZM52 19H50V21H51ZM255 20V19H254ZM3 18L2 17H0V26H2V24H3ZM57 21V22H56ZM92 21V20H91ZM25 22V23H24ZM26 22H27V24H28V26L26 27V30L27 31H25V29L23 30L22 28L20 29V28H18V27H20V26H23L24 24H26ZM87 22V21H86ZM51 23V22H50ZM50 23H49V25H50ZM51 23V24H52ZM75 23V22H74ZM5 24V23H4ZM39 24H40V26L42 27V28H40L39 29ZM59 24H57L58 26H59ZM84 24V23H83ZM82 24V25H83ZM122 24V23H121ZM18 25V26H17ZM73 25H75V24H73ZM85 25H86V23H85ZM120 25V24H119ZM132 25V24H131ZM47 26V25H46ZM56 26V25H55ZM55 26L53 25L52 27H54V28H52L51 30H53L54 31V29H55ZM114 26V25H113ZM100 27V26H99ZM116 27V26H115ZM49 28H51V26H49ZM58 28V27H57ZM110 28V27H109ZM118 28V27H117ZM137 28V27H136ZM20 29V30H19ZM11 30V29H10ZM58 30V29H57ZM97 30V29H96ZM100 30V29H99ZM108 30V29H107ZM113 30V29H112ZM116 30H118V29H116ZM130 30H132V27H131V29ZM133 30H135V29H133ZM73 31H75V30H73ZM114 31V30H113ZM113 31H111V32H113ZM56 32V31H55ZM58 32V31H57ZM98 32V31H97ZM105 32H107L106 34H105ZM105 32L103 31V33H102V35H97L95 38H98V39H100V37H102L103 39H105L104 37H106L107 35H109L110 33V30L109 31H106L105 30ZM77 33V32H76ZM79 33V32H78ZM82 33V32H81ZM94 33V32H93ZM133 33H135V31L133 32ZM137 33V32H136ZM58 34V33H57ZM83 34V33H82ZM98 34H101V33H98ZM112 34V33H111ZM139 34V33H138ZM237 34V33H236ZM42 35V34H41ZM44 35V34H43ZM63 35V34H62ZM93 35L94 34H92V35H90V34H87L86 33V35L84 34V35H80L79 37H80V42H82V45H84L85 44V46H87L86 44L88 43L89 44V42H88V40L89 39H91L92 37H93ZM113 35H114V33H113ZM112 35V36H113ZM129 35V34H128ZM37 36H38V38H37ZM60 36V35H59ZM56 37H57V35H56ZM108 37V36H107ZM125 37V36H124ZM128 37V36H127ZM54 39H56V38H54ZM94 38H92V40H93ZM57 40V39H56ZM92 40H90V41H92ZM127 40V39H126ZM125 40V41H126ZM245 40V39H244ZM58 41V40H57ZM78 41V40H77ZM177 41H179V40H177ZM176 41V42H177ZM58 42V43H59ZM124 42V41H123ZM75 43V42H74ZM74 43H72V44H74ZM93 43H95V42H92L91 44H93ZM30 46L31 47V49H30V51H31V55L32 56H30L29 57V53L27 54L28 55V57H26V55L23 53V50L27 47V46ZM50 45V44H49ZM137 45V44H136ZM141 45V44H140ZM10 46H12V47H14L15 48V53L14 52H10V50H9V48H10ZM51 46V45H50ZM138 46V45H137ZM57 47V46H56ZM59 47V46H58ZM71 47L72 46H70V49H71ZM84 47V46H83ZM55 48V47H54ZM60 48H63V47H60ZM59 48V52H60V50H62V49H60ZM63 48V49H64ZM66 48H67V46H66ZM81 48H82V46H81ZM12 49V48H11ZM56 49H58V48H56ZM95 49V48H94ZM259 49V48H258ZM257 49V50H258ZM66 50V49H65ZM64 50V51H65ZM67 51V50H66ZM65 51V52H66ZM69 52H70V50H68ZM68 51H67V53H68ZM75 51H76V49H75ZM35 52V53H34ZM61 52H63V50L61 51ZM76 52H78V51H76ZM79 52H80V50H79ZM66 53V54H67ZM257 53V52H256ZM59 55H60V57L59 58H57V54H56V58H51V59H43V62H45V63H47V66L49 65L50 67H52V69L54 68V66H56L57 67V65L59 64H63L62 66H60V67H63L64 68V65L66 66L65 68H68L69 69V71H67V72H70V69L72 68H70L69 66L72 64L71 62L74 60V57L75 56H73V54L71 55L70 54V56H67V55H65V56H61V55H63V53L62 54H60V53H58ZM65 54V53H64ZM254 54V53H253ZM55 55V54H54ZM187 55H188V53H187ZM67 56V57H66ZM91 56V55H90ZM245 57H246V55H244ZM46 57V56H45ZM112 57V56H111ZM249 57V56H248ZM259 57V56H258ZM113 58V57H112ZM96 59H98L97 57H96ZM112 60H114V59H112ZM118 60V59H117ZM241 60V59H240ZM96 61V60H95ZM111 61V60H110ZM115 61V60H114ZM79 62H81L80 64H83L82 65V69H81V71L84 73V74H87L88 73V71H87V69H88V66H86V70H85V68L83 69V66L84 65H90V64H88V63H90V62H94V60H92V59H87V58H82V60H80ZM107 62V61H106ZM236 62V61H235ZM241 62H243V66H248V69H251V68H253V69H257V72L259 73V74H261L262 76L264 75L263 73H264V68L261 66V64L260 63H258V62H256L255 60H250L249 58L247 59V58H243V60H241ZM15 63V64H14ZM17 63H21L22 65V67H18V69H17V67H16V65L18 66V64ZM71 63V64H70ZM74 63V62H73ZM245 63V64H244ZM75 65H76V63H74ZM74 64H72V66H75ZM79 64V65H80ZM91 64H93V63H91ZM109 64V63H108ZM6 65H9V66H12L13 67V69H15V70H10V69H6ZM44 65H46V64H44ZM59 65H58V70H56L55 68V73L57 72V74L58 75H56L55 73H54V75H56V76H60L59 74L60 73H62V70H63V68H60L59 67ZM78 65V64H77ZM76 65V66H77ZM94 65V64H93ZM230 65V64H229ZM235 65H239V64H236L235 63ZM75 66V67H76ZM46 67V66H45ZM50 67H48L49 69H50ZM79 67V66H78ZM94 67V66H93ZM232 67V66H231ZM10 68V67H9ZM29 68V69H28ZM92 68V67H91ZM234 68V67H233ZM236 68V67H235ZM235 68H234V70H235ZM243 67H241L240 66V69H242ZM44 69H46V68H44ZM59 69H61V71L59 70ZM78 69V68H77ZM93 69V68H92ZM4 70H7V74L6 73H4ZM46 70H48V69H46ZM45 70V71H46ZM66 70V69H65ZM71 70H73V68L71 69ZM89 70V69H88ZM215 70V69H214ZM213 70V71H214ZM243 70V69H242ZM58 71H60V73L58 72ZM74 71V70H73ZM85 71H87V72H85ZM100 71V70H99ZM98 71V72H99ZM235 71H238V70H235ZM47 72V71H46ZM49 72V71H48ZM48 72H47V74H48ZM53 72V71H52ZM66 72V71H65ZM67 72L66 73H64V74H67ZM218 72V74H219V71H217ZM217 72H215L216 74H217ZM73 73V72H72ZM89 73H91V70L89 71ZM88 73V74H89ZM100 73H102V72H100ZM104 73V72H103ZM102 73V74H103ZM220 73H221V71H220ZM240 73H241V71H240ZM63 74V75H64ZM70 74H71V72H70ZM69 74V75H70ZM215 74V75H216ZM239 74V73H238ZM247 74H249V72L247 73ZM255 74V73H254ZM79 75H82V73H79ZM212 75V74H211ZM53 76V75H52ZM71 76H72V74H71ZM96 76V75H95ZM219 76V75H218ZM217 75L215 76L216 78H218L217 80H215L216 82L218 81V80H220L221 78H219ZM222 76H224V75H222ZM248 76V75H247ZM261 76V77H262ZM54 77V76H53ZM61 77H62V75H61ZM61 77H58L59 79H58V81L61 79ZM65 76H63L62 78H64ZM67 77H68V75H67ZM240 77V76H239ZM243 77V76H242ZM241 77V78H242ZM13 78V77H12ZM55 78V77H54ZM245 79H246V77H244ZM64 79H66V77L64 78ZM82 78H80V80H81ZM104 79V78H103ZM262 79V78H261ZM50 80V79H49ZM53 80H55V79H53ZM89 80V79H88ZM247 80V79H246ZM249 80V79H248ZM55 81H57V79L55 80ZM57 81V82H58ZM64 81V80H63ZM82 81H86V80H82ZM98 81V80H97ZM56 82V87L58 86V83ZM77 82H79V81H77ZM77 82H76V84H77ZM219 82V84H220V81H218ZM217 82V83H218ZM235 82V81H234ZM249 82H250V80H249ZM260 82V81H259ZM20 83V84H19ZM55 83V82H54ZM60 83H61V80H60ZM62 83H64V82H62ZM61 83V84H62ZM66 83V82H65ZM71 83H72V81H71ZM80 83H81V81H80ZM80 83L79 84H77V85H79V86H82V88H83V86L85 85H80ZM214 83V82H213ZM251 83V82H250ZM254 83H255V81H254ZM40 81L39 80H34L33 82H31L30 83V89L29 90H31V91H34V90H37L38 89V86L40 87ZM67 84H68V82H67ZM75 83H74V85L75 86H77ZM83 84V83H82ZM89 83L87 82L86 83V85H88ZM95 84V83H94ZM99 84V83H98ZM97 84V85H98ZM185 84V83H184ZM239 84H241V83H239ZM262 84V83H261ZM260 84V85H261ZM49 85V87L51 86V83L50 84H48ZM55 85H53V87L55 86ZM60 85V84H59ZM63 85V84H62ZM61 85V86H62ZM72 85H73V83H72ZM92 85V84H91ZM96 85V86H97ZM186 85V84H185ZM214 86H216V84L214 83L213 84ZM237 85H238V82H237ZM252 85V87H255V85L254 84H251ZM254 85V86H253ZM257 86H258V83L256 84ZM70 86H71V84H70ZM239 86H241V85H239ZM262 86V85H261ZM46 87H47V85H46ZM55 87V88H56ZM74 87V86H73ZM73 87H71V88H73ZM187 87V86H186ZM218 87H219V85H218ZM48 88V87H47ZM55 88H53V89H55ZM59 88H61V87H59ZM58 88V89H59ZM65 88V87H64ZM75 88H77V87H75ZM75 88H73L71 91L73 92L74 90V92H76V89ZM41 89V88H40ZM44 89V88H43ZM49 89V88H48ZM50 89L52 90V91H54L53 89H52V87H50ZM63 89V88H62ZM189 89H192L191 87L189 88ZM218 88H216V90H217ZM246 89V88H245ZM244 89V91L245 92H248V91H246ZM253 89V88H252ZM264 89V88H263ZM64 90V89H63ZM62 90V91H63ZM78 90V89H77ZM82 89L80 88L79 89V91H77L78 93L81 91ZM24 91H26V90H24ZM52 91H51V93H52ZM56 91H57V88H56ZM55 91V92H56ZM67 91V90H66ZM70 91V92H71ZM192 91V90H191ZM256 91L258 92H260V91H262L261 89L259 90V88L257 89L256 88ZM60 92V91H59ZM64 92V91H63ZM82 92V91H81ZM194 92V91H193ZM196 92V91H195ZM195 92H194V94H195ZM258 92V93H259ZM42 93V92H41ZM51 93H50V91H49V94L51 95ZM58 93V92H57ZM78 93H76L75 95H77ZM192 93V92H191ZM249 93H250V91H249ZM248 93V94H249ZM252 93V92H251ZM23 94H25V93H23ZM53 94H56V93H54L53 92ZM60 94H62L61 92H60ZM70 94V93H69ZM204 94H205V92H204ZM248 94H247V96H248ZM63 95V94H62ZM62 95H61V97H62ZM244 95L246 96V94L244 93ZM264 95V94H263ZM46 96V95H45ZM57 96V95H56ZM63 96H66V95H63ZM67 96H69L68 95V92H67ZM22 97V96H21ZM25 97V96H24ZM32 97V96H31ZM36 97V96H35ZM72 97V96H71ZM199 97V96H198ZM204 97V96H203ZM253 97V96H252ZM43 98H45V97H43ZM42 98V99H43ZM60 98V97H59ZM70 98V97H69ZM67 99V105L69 104L68 103V100H69V102H71L72 103V100L70 101V99H72V98H70V99ZM74 98V97H73ZM249 98H250V96H249ZM7 99H9V100H7ZM23 99V98H22ZM26 99V98H25ZM24 99V100H25ZM51 100H53V99H55V97H54V95H53V99L52 98H50ZM65 98H63V100H64ZM197 100H199L198 98H196ZM247 99V98H246ZM260 99V98H259ZM29 100V99H28ZM55 100H57V99H55ZM54 100V101H55ZM62 99H60V101H61ZM190 100H191V103H192V105H193V102H192V99L190 98ZM189 100V101H190ZM201 100V99H200ZM30 101V103H32L33 105H34V103H33V101H35V100H29ZM50 101V100H49ZM48 101V102H49ZM58 101V100H57ZM194 101V100H193ZM248 101V100H247ZM196 102V101H195ZM195 102H194V105L195 106H197L198 104H195ZM198 102V101H197ZM196 102V103H197ZM249 102L250 101H248L247 103H248V105L247 106H249V107H245L246 109L247 108H249L250 110H251V108H250V105H249ZM254 102H255V100H254ZM12 103V102H11ZM26 103V102H25ZM44 103V102H43ZM46 103H47V99H46ZM52 103V102H51ZM70 103V104H71ZM252 102H250V104H251ZM257 103V102H256ZM255 103V104H256ZM48 104V103H47ZM47 104H44V105H46L47 107H48V105ZM53 104H54V102H53ZM58 106H59V102H57L56 103ZM73 104V103H72ZM72 104L69 106V107H71L72 106ZM171 104H174L173 102L172 103H170V105ZM177 104V103H176ZM200 104H201V102H200ZM246 104V103H245ZM253 104V103H252ZM259 104V103H258ZM7 105H9V104H7ZM11 105V104H10ZM20 106H22V104L20 103L19 104ZM26 105V104H25ZM65 105V104H64ZM67 105H66V107H67ZM178 105H180V104H177L175 107H177ZM244 105V104H243ZM14 106V105H13ZM50 106H52V105H50ZM55 106V105H54ZM58 106H56L57 107V110H58ZM172 106V105H171ZM181 106V105H180ZM194 106V107H195ZM246 106V105H245ZM257 106V105H256ZM260 106V105H259ZM23 107V106H22ZM179 107V106H178ZM198 107V106H197ZM251 107H252V105H251ZM262 107V106H261ZM26 108V107H25ZM42 108V107H41ZM53 108H55V107H53ZM64 108V107H63ZM68 108V107H67ZM258 108V107H257ZM34 108H27V111L29 110V114H30V117L33 119V123L30 121V126H29V129H30V131L32 130V132H34L33 134H31V139H32V137H33V135H37L36 134V129L37 128H43V126H44V128L46 127V126H48L49 127V125H47V122H48V120L49 119H47V118H45L46 119V121L44 122V125H42L41 124V126L42 127H40L39 126V124L40 123H42V120H41V122L39 123L38 121H39V119H38V121H37V119L36 118H38V117H36V113H35V111L33 110ZM52 109V108H51ZM199 109V108H198ZM246 109H245V112H246ZM253 109V108H252ZM16 110H18V109H9L8 110V112H6V113H4V117H10V119L12 118L14 121H15V123H17V121L19 122V126H20V130L24 127V125L22 124V122H23V116L21 115V114H19V113H16L15 111ZM36 110V109H35ZM62 110V109H61ZM255 110V109H254ZM3 111V110H2ZM38 111V110H37ZM65 111H67L66 109H65ZM69 111V110H68ZM240 111V113H243V112H241V111H244V110H242V107H241V110H239ZM249 111V110H248ZM257 111V110H256ZM263 111V110H262ZM18 112V111H17ZM55 112V113H54ZM53 112V110H52V113H54L55 114V116H56V113H59V112H57V111H54ZM64 112V111H63ZM251 112V111H250ZM232 113L234 114L235 112L234 111H232ZM39 114V113H38ZM38 114H37V116H38ZM67 114V113H66ZM228 114V113H227ZM232 114V115H233ZM237 114H238V112H236V116H237ZM246 115L245 116H243L244 118H243V120L245 119V122L247 123V125L249 126V130H250V132H247V133H245L243 136L245 137V138H243V140H244V143H245V145L244 144H242L241 145V143H242V135H241V133H237L238 131H231V130H229V128H228V126H227V123H225V122H219L220 124H221V126H220V124H219V126H220V128H221V130L223 131V133L222 134H224V136L221 138L222 140H225V141H227L228 143H231V145L232 144H234V145H236V147L238 146L239 147V145H240V147L242 148L243 147V150H244V148H245V150H246V152H247V155H249V159H251V161H249L248 162V164H247V172H245L247 175L245 176V178H246V181H243V183L241 182L239 185H238V187H241V186H243V189H242V193H241V195H243V196H238L237 194H239V193H237V192H239V191H237L236 189H234L236 186H237V184L236 185H234V187L233 186H231V185H229V187L231 186L233 189H234V193L232 192V188H228L232 193H228L227 192V194L226 195H223V196H225L224 197V200H223V196L221 195V194H225V193H221L220 194V192H218L219 190H221V189H218V190H216V188H217V186H215L216 188H214V187H211V186H214V185H211V184H209V183H211V182H209L208 183V186L206 185V187H211V188H214L217 192V195H216V193L214 194V195H216V198H218L217 196H218V194H220L219 196L222 198V200L220 199V200H218L219 201V203H218V205L219 204H221V205H223V207H228V205H230L227 201L228 200H226L227 198H228V194L230 195L229 196V200H232L231 202H235L234 204H235V206H232V209H233V207L235 208L237 205V209L238 208H240L239 206H241V208H243L242 207V205L244 206V210L246 211V209H247V211H249L250 209H251V207L252 206H254V208L252 207V211L253 212H255L257 209L258 210H261V212H262V209H263V213H264V159H262V156L264 155L263 154V150H264V113H258V114H256L254 117L252 116V115H250L251 113H249V114H247V113H245ZM41 115V114H40ZM39 115V116H40ZM59 115V114H58ZM57 115V116H58ZM64 115V114H63ZM76 115V114H75ZM198 115V114H197ZM229 116H230V114H228ZM240 115H242V114H240ZM240 115H238V116H240ZM45 117L44 115H41L40 117ZM52 116L54 117V115L52 114ZM56 116V118L58 119L59 118V116L57 117ZM65 116V115H64ZM199 116V115H198ZM42 117V118H43ZM52 117V118H53ZM73 117V116H72ZM223 117V116H222ZM221 116H220V119L222 118ZM42 118H40V119H42ZM194 118H196V117H194ZM200 117H198V119H199ZM226 118H227V116H226ZM69 119H70V117H69ZM75 119V118H74ZM124 119V118H123ZM122 118H121V120H123ZM222 119H224V117L222 118ZM237 119V118H236ZM66 120H68V119H66ZM71 120V119H70ZM125 120V119H124ZM123 120V121H124ZM196 120V119H195ZM200 120V119H199ZM240 120V119H239ZM52 121V120H51ZM61 121V120H60ZM63 121V120H62ZM75 121V120H74ZM113 121H115V120H113ZM194 121V120H193ZM203 121V120H202ZM219 121V119H217V121L216 122H218ZM8 122V121H7ZM53 122H57V120L56 121H53ZM58 122H59V120H58ZM118 122H120V121H118ZM204 122V121H203ZM228 122V121H227ZM236 122H238V121H236ZM12 123V122H11ZM24 123V122H23ZM45 123H46V126H45ZM49 123H50V120H49ZM61 123V122H60ZM113 123V122H112ZM112 123H110V125L112 124ZM116 123V122H115ZM122 123V122H121ZM198 123H200V122H198ZM206 122H204L203 124H205ZM2 124L4 125V127H2ZM120 124V123H119ZM208 124V123H207ZM239 124V123H238ZM69 125V124H68ZM68 125H67V127H68ZM113 125H115V124H113ZM112 125V126H113ZM194 125L196 126L197 124H196V122H194ZM199 125V124H198ZM206 125V124H205ZM212 125V124H211ZM57 126H59L58 124H57ZM60 126H64V125H60ZM59 126V127H60ZM207 127H208V125H206ZM218 126V125H217ZM244 126V125H243ZM58 127V128H59ZM66 127V126H65ZM65 127H64V129H65ZM66 127V128H67ZM109 127V126H108ZM114 127V126H113ZM197 127H199V126H197ZM197 127L195 128H193V130L191 129V131H193V133H195V134H190L191 135V137H192V139H191V137L189 136V137H182L183 139H184V141H185V139L187 138H189V140H192L193 141V138L194 139H196V138H200L199 137V135H202L201 134V132H200V130H199V128L197 129ZM205 127V126H204ZM62 128V127H61ZM190 128H192V127H190ZM107 129V128H106ZM202 129V128H201ZM209 129V128H208ZM41 130V129H40ZM40 130H38V131H40ZM57 130V129H56ZM59 130V129H58ZM63 130V129H62ZM62 130L61 131H57L58 132V135H60L59 133H61L62 132ZM65 130H69V129H65ZM65 130H63L64 132H65ZM204 130H205V128H204ZM219 130V129H218ZM9 129H8V131H6V126H5V123H4V121H3V118H2V115L0 116V208H1V210H0V212H1V215L3 214H5V213H7V212H16V215L18 216V214H17V212H19V213H21V211L22 210H28V211H30L31 213H33V212H40V210H41V208L40 209H38L40 206L39 205H41V204H38L36 201H34V202H36V205L38 204V206L36 207V205L34 204V205H30L29 203L27 204V198H25V197H23V196H25V195H23L24 194V190H23V186L25 187V185H24V183L22 182L21 183V181H20V178H22L21 177V173L20 172H18L17 170L21 167L22 168V165H23V161H24V158H22L21 156H23V151H24V149H25V146H24V148H23V150H22V148L21 147H19V145L22 143V138H21V136H19V137H17V139H14V140H12V141H9L8 140V138H7V134H9ZM15 131L16 132H18L19 130H18V128H15ZM43 131V133L46 131V129H44V130H42ZM71 131V130H70ZM198 132L197 134H196V132ZM239 131H241V130H239ZM67 132H69V131H67ZM200 132V133H199ZM205 132V131H204ZM204 132H202V133H204ZM37 133H39V132H37ZM187 133V132H186ZM47 134V133H46ZM45 133H44V136H47ZM76 134V133H75ZM79 134V133H78ZM188 134V133H187ZM186 134V135H187ZM218 135H219V133H217ZM15 135V134H14ZM56 136H57V134H55ZM61 135H63V134H61ZM60 135V136H61ZM66 133L64 134V136L63 137H61V141H63L64 140V142L65 141H67V137H66ZM69 135H70V132H69ZM73 135V134H72ZM204 135V134H203ZM28 136V135H27ZM49 136V135H48ZM54 136V135H53ZM53 136H51V137H53ZM76 136V135H75ZM84 136V135H83ZM183 136V135H182ZM184 136H185V134H184ZM204 136H206V134L204 135ZM204 136H202L203 137V139H204ZM211 136H212V134H211ZM241 136V137H240ZM58 137V139H59V136H57ZM57 137H55V139H56V141L58 140L57 139ZM71 137H73V136H71ZM78 136H76V138H77ZM219 137H220V135H219ZM49 138H50V136H49ZM208 138V137H207ZM211 138V137H210ZM209 138V139H210ZM13 139V138H12ZM25 139V138H24ZM47 139V138H46ZM55 139H53V140H55ZM71 139V138H70ZM74 139V138H73ZM186 139V140H187ZM208 139V140H209ZM33 140V139H32ZM60 140V139H59ZM86 140V139H85ZM204 140H206V139H204ZM28 141V140H27ZM38 141V140H37ZM46 141V140H45ZM55 141V142H56ZM70 141V140H69ZM72 142L74 141V140H71ZM71 141H70V143H71ZM179 141H181V139L179 140ZM178 141V142H179ZM184 141H182V143L184 142ZM198 141H199V139H198ZM207 141V140H206ZM213 141V140H212ZM214 141H215V139H214ZM217 141V140H216ZM31 142V141H30ZM54 142V143H55ZM94 142V141H93ZM185 142H189L188 140L187 141H185ZM210 142H211V140H210ZM52 143V142H51ZM63 143V142H62ZM66 143V142H65ZM92 143V142H91ZM98 143H100V142H98ZM104 142H102L101 143V145L103 144ZM192 143H194V142H192ZM198 143V142H197ZM199 143H201V142H199ZM219 143V142H218ZM48 144V143H47ZM47 144H45V145H47ZM67 144H69V143H67ZM65 145V146H67V147H64V145H62V147H64V148H68V147H70L71 145L69 144V146L68 145ZM189 144V143H188ZM195 144V143H194ZM226 144V143H225ZM31 145H33V142H32V144ZM35 145V144H34ZM74 145V144H73ZM98 145V144H97ZM198 145V144H197ZM200 145V144H199ZM222 145V144H221ZM50 146V145H49ZM94 146V145H93ZM188 146V145H187ZM208 146V145H207ZM210 146V145H209ZM211 146H212V144H211ZM218 146V145H217ZM216 146V147H217ZM223 147H224V145H222ZM221 146V147H222ZM227 146V145H226ZM230 146V145H229ZM36 147V146H35ZM180 148H181V146H179ZM222 147V148H223ZM27 148H30V147H28L27 146ZM26 148V149H27ZM71 148H72V146H71ZM210 148V147H209ZM213 148V147H212ZM230 148V147H229ZM70 149V148H69ZM197 149V148H196ZM214 149H218V147L217 148H215L214 147ZM228 149V148H227ZM15 150V151H14ZM74 150V149H73ZM183 151H184V149H182ZM210 150V149H209ZM226 150V149H225ZM225 150H223V151H225ZM237 150V149H236ZM244 150V151H245ZM14 151V152H13ZM72 151V150H71ZM77 151V150H76ZM207 151V150H206ZM211 151H212V149H211ZM218 151H221L222 152V150L220 149V150H218ZM217 151V152H218ZM231 151V150H230ZM235 150H233V152H234ZM36 152V151H35ZM68 152V151H67ZM75 152V151H74ZM193 152V151H192ZM198 152V151H197ZM220 152V153H221ZM241 152H243V151H241ZM25 153V152H24ZM77 153V152H76ZM76 153H74L75 155H77ZM195 153V152H194ZM199 153V152H198ZM213 153V152H212ZM211 153V154H212ZM215 153V152H214ZM219 153V152H218ZM236 153V152H235ZM67 153H65L64 155H65V157L63 158V160L66 158V157H70V156H67L66 155ZM182 154L184 155V152H182ZM210 153H209V155H211ZM216 154V153H215ZM222 154V153H221ZM234 154V153H233ZM25 155V154H24ZM46 155V157L44 158V159H47L48 157H47V154H45ZM70 155V154H69ZM72 155H73V153H72ZM225 155H226V153H225ZM224 155V156H225ZM228 155V154H227ZM226 155V157H230V154L227 156ZM12 156V157H11ZM26 156V155H25ZM30 156H31V154H30ZM207 156V155H206ZM204 157V159L206 158V159H208L209 158V156H207V157ZM239 156V155H238ZM71 157H73V156H71ZM71 157H70V159H71ZM183 158H185V156H182ZM201 157H202V155H201ZM201 157H200V159H201ZM231 157H233L234 158V156H231ZM9 158H14L15 160H14V162H13V164H12V166H11V169H10V165L8 164L9 163ZM26 158V157H25ZM68 158H66L64 161V163L66 164L67 163V161L69 160ZM182 158V159H183ZM28 159V158H27ZM31 159V158H30ZM68 159V160H67ZM199 159V160H200ZM226 159V158H225ZM231 159V161L233 162V160L234 159H232V158H230ZM67 160V161H66ZM186 160V159H185ZM192 160V159H191ZM240 160V159H239ZM36 161V160H35ZM44 161V160H43ZM42 161V162H43ZM230 161V160H229ZM230 161V162H231ZM241 161V160H240ZM24 162H26V160L24 161ZM27 162H29V161H27ZM183 162H184V160H183ZM186 162H188V161H186ZM184 163V164H186V165H190V164H187V163ZM205 160H204V164H205ZM36 164H37V162H35ZM69 163V162H68ZM195 163V162H194ZM234 163V162H233ZM232 163V164H233ZM71 164V163H70ZM101 164V163H100ZM198 164V163H197ZM231 164V165H232ZM238 164V163H237ZM236 163H235V165H237ZM31 165H33L32 163H31ZM196 165V164H195ZM195 165H193V166H195ZM200 165V166H199ZM203 165V164H202ZM202 165H201V163L199 162V164L197 165L199 168L200 167H202ZM222 165V164H221ZM24 166H25V164H24ZM68 166V165H67ZM93 166H94V164H93ZM197 166H196V170L195 171H193L192 173L195 175V173H197V170H199V168L197 169ZM228 166H230V165H228ZM234 166V165H233ZM238 166V165H237ZM31 167V166H30ZM36 166L35 165H33V169H32V167H31V169H32V171L34 170V168H35ZM43 168H45V170H44V172H47V169H46V167L45 166H42ZM42 167H41V170H43L42 169ZM98 167H99V164H98ZM186 167V166H185ZM222 167V166H221ZM239 167H240V165H239ZM246 167V166H245ZM37 168H38V166H37ZM67 168V167H66ZM69 168V167H68ZM97 168V167H96ZM96 168H95V171H98V170H96ZM192 168V167H191ZM193 168H195V167H193ZM192 168V169H193ZM231 168V167H230ZM25 169V168H24ZM27 169V168H26ZM52 169V168H51ZM190 169V168H189ZM225 168H222V170H224ZM237 169H239L238 167H237ZM28 170V169H27ZM187 170H188V167H187ZM191 170V169H190ZM194 170V169H193ZM221 170V171H222ZM240 170V169H239ZM245 170V169H244ZM21 171V170H20ZM31 171V172H32ZM89 171V170H88ZM225 171H226V169L224 170V173H225ZM16 172L18 173V174H16ZM23 172V171H22ZM27 172H29V171H27ZM27 172H25V173H27ZM30 172V173H31ZM34 172V171H33ZM38 172V171H37ZM81 172V171H80ZM188 172H190L189 170H188ZM228 172V171H227ZM236 172V171H235ZM240 172H241V170H240ZM20 173V174H19ZM41 173H42V171H41ZM90 173V172H89ZM95 172H93V174H94ZM222 173V172H221ZM223 173V174H224ZM237 173V172H236ZM243 173V172H242ZM35 174H37L38 175V173H35ZM34 174V176H36ZM46 174V173H45ZM45 174H42L43 175V177H45L44 175ZM50 174V173H49ZM76 175H77V173H75ZM95 174H97V172L95 173ZM184 174V173H183ZM189 174H191V173H189ZM189 174H187L188 175V177H190V178H193L194 177V175L192 176V175H190L189 176ZM223 174H219L220 175V181H222L223 180V178H227V176L226 175H228V174H226V175H224V176H222V178H221V175H223ZM25 175V174H24ZM31 175V174H30ZM41 175V174H40ZM81 175V174H80ZM186 175V174H185ZM245 175V174H244ZM33 176V175H32ZM39 176V175H38ZM73 176H75V175H73ZM192 176V177H191ZM47 177V176H46ZM93 177V176H92ZM94 177H96L95 175H94ZM182 177H183V175H182ZM185 177V176H184ZM187 177V176H186ZM186 178V180L188 179V180H191V179H189V178ZM196 177V176H195ZM24 178H27L26 176L24 177ZM48 179H49V177H47ZM74 178H76V177H74ZM81 178V177H80ZM80 178H78L79 179V181H80ZM219 178V176H217V179ZM28 179H31V177L30 178H28ZM27 179V180H28ZM35 179V178H34ZM44 179V178H43ZM47 179V180H48ZM51 179V178H50ZM89 179V178H88ZM180 179V178H179ZM222 179V180H221ZM25 181L24 182H26V179H24ZM76 179H74V181H75ZM95 180V179H94ZM174 180V179H173ZM186 180H183V181H186ZM187 180V181H188ZM237 180V179H236ZM168 181V183H169V180H167ZM175 181V180H174ZM215 181H216V179H215ZM224 181H226V179L224 180ZM237 181H239V179L237 180ZM33 182V181H32ZM37 182H39L38 180H37ZM41 182H43L42 180H41ZM47 182V181H46ZM45 182V183H46ZM82 182H84V180L82 181ZM81 182V183H82ZM178 182H180L179 180H177V182H176V185L178 184ZM218 182H219V180H218ZM40 183V182H39ZM44 182L42 183V184H44L45 185V187H46V184H45ZM50 183V182H49ZM52 183H54V182H52ZM84 183H87V182H84ZM91 183V182H90ZM167 183V184H168ZM175 183V182H174ZM37 184V183H36ZM171 184V183H170ZM181 184V183H180ZM229 184H230V182H229ZM32 185H34V184H32ZM52 185V184H51ZM51 185H50V187H51ZM82 184H80V186H81ZM173 185V184H172ZM171 185V186H172ZM179 185V184H178ZM177 185V186H178ZM209 185H211V186H209ZM227 185H228V180H227ZM28 187H30L31 188V186H29V184L27 185ZM26 186V187H27ZM40 186V185H39ZM53 186H55V185H53ZM78 186H79V184H78ZM87 186H88V184H87ZM169 186V185H168ZM174 186V185H173ZM33 187V186H32ZM37 187V186H36ZM35 187V188H36ZM41 187V186H40ZM47 187H49V185H47ZM57 187V186H56ZM55 187V188H56ZM76 187V186H75ZM74 187V189L76 190V188ZM89 187V186H88ZM87 187V188H88ZM170 187V186H169ZM205 187V188H206ZM228 187V186H227ZM226 187V188H227ZM29 188V189H30ZM54 189V187H51V189ZM79 189H80V187H78ZM166 188H168V187H166ZM173 188V187H172ZM175 188V187H174ZM173 188V189H174ZM211 188H209V189H211ZM28 189V190H29ZM82 189V188H81ZM85 189V188H84ZM89 189V191H90V187L88 188ZM206 189H208V188H206ZM214 189H213V191L212 192H214ZM27 190V189H26ZM26 190H25V193H27L26 192ZM31 190V189H30ZM34 190V189H33ZM43 190V189H42ZM169 190H172L171 189V187L169 188ZM239 190V189H238ZM78 191H81V190H78ZM78 191H77V193H78ZM87 191V190H86ZM88 191V193H90ZM209 191V190H208ZM235 191H236V195H235V197H233L232 195H234L235 194ZM35 192H36V190H35ZM47 192V191H46ZM73 192H75V191H73ZM72 192V193H73ZM84 192V191H83ZM222 192H224L223 190H222ZM38 193H40V192H38ZM43 193V192H42ZM72 193H71V195H72ZM77 193H76V195H77ZM81 193H82V191H81ZM87 193V194H88ZM116 193V192H115ZM204 193V192H203ZM202 193V194H203ZM44 194V193H43ZM46 194L47 193H45L44 195L46 196ZM50 194V193H49ZM53 194V193H52ZM86 194V193H85ZM84 194V195H85ZM205 194H206V192H205ZM28 195H29V193H28ZM41 195V194H40ZM63 195V194H62ZM61 195V196H62ZM79 195V194H78ZM82 195V194H81ZM137 195V194H136ZM240 195V194H239ZM87 196V195H86ZM92 196V195H91ZM94 196V195H93ZM95 196H97V195H95ZM138 196V195H137ZM205 196V195H204ZM204 196H202V198L204 197ZM209 196V195H208ZM231 196L233 197V198H231ZM239 197V199L241 198V199H243V198H245V201L243 200V202L244 203H246L247 205L245 206L244 205V203L242 204V203H240V200L237 198V197ZM27 197H29V196H27ZM37 197H39V194H38V196ZM41 197V196H40ZM42 197H43V195H42ZM54 197V196H53ZM59 197H60V195H59ZM74 197V196H73ZM77 197V196H76ZM75 197V198H76ZM81 197H83V196H81ZM81 197H79L78 196V198H81ZM115 197V196H114ZM219 197V198H220ZM52 198V197H51ZM61 198V197H60ZM66 198V197H65ZM77 198V201L76 202H78L80 199H78ZM90 198V197H89ZM117 198V197H116ZM137 198V197H136ZM202 198H199V199H202ZM206 198V197H205ZM213 198H215V197H213L212 196V199ZM236 199V200H234L233 201V199ZM37 199V198H36ZM59 199V198H58ZM85 199H86V197H85ZM99 199V198H98ZM101 199V198H100ZM198 199V201H197V203L195 204V203H193V205L195 204V205H197V206H199V205H201V207L200 208H198L197 207V209L196 208H194L196 211L197 210H199V209H201V210H205V208H202L204 205H203V203H202V200H199ZM206 199H208V197L206 198ZM29 200V199H28ZM34 200V199H33ZM42 198L39 200L40 201V203L42 202ZM55 200V199H54ZM65 200V199H64ZM64 200H62V201H64ZM203 200H204V198H203ZM226 200V201H225ZM239 200V201H238ZM31 201H32V199H31ZM50 201V200H49ZM58 201V200H57ZM56 201V202H57ZM88 201V200H87ZM87 201H85V203L87 202ZM99 201V203H100V201L101 200H98ZM97 201V202H98ZM112 201V200H111ZM113 201H114V198H113ZM113 201H112V203H113ZM216 201H217V199H216ZM216 201H214V204H215V202ZM224 201V203L222 204L221 202H223ZM30 202V201H29ZM43 202H46V201H43ZM91 202V201H90ZM115 202V201H114ZM198 202H199V205H198ZM202 204H201V203ZM204 202H205V200H204ZM210 202V201H209ZM227 203V206H226V203ZM240 203V204H237L236 205V203ZM242 202V201H241ZM48 203H50V202H48ZM61 203V202H60ZM60 203H58L59 205H60ZM63 203V202H62ZM61 203V204H62ZM80 203H82V202H80ZM47 204V203H46ZM45 204V205H46ZM54 204V203H53ZM56 204V203H55ZM65 204V203H64ZM64 204H63V206H64ZM73 204H75V203H73ZM104 204V203H103ZM103 204H102V206H103ZM207 204H209V206H210V203H207ZM44 205V204H43ZM51 205V204H50ZM72 205V204H71ZM89 205V204H88ZM109 205V204H108ZM112 205H114V204H112ZM112 205H110V207L109 208H111V206ZM213 205V204H212ZM216 205V204H215ZM220 205V206H221ZM225 205V206H224ZM231 205H233V203L231 204ZM231 205L229 206V208L231 207ZM53 206V205H52ZM52 206H50V207H52ZM63 206H62V208H63ZM122 206V205H121ZM127 207H128V205H126ZM208 206V205H207ZM217 206V205H216ZM220 206H217V209L216 210H214V212L216 211H220V213H222V215H224V208L222 209ZM256 206V207H255ZM263 207L262 209H259V208H257V207ZM69 207V206H68ZM67 207V208H68ZM75 207V206H74ZM98 207V206H97ZM114 207V206H113ZM127 207H125L126 209H127ZM130 207V206H129ZM211 207V206H210ZM209 207V208H210ZM219 207H220V210H219ZM245 207H246V209H245ZM248 207V208H247ZM43 208H44V206H43ZM53 208V207H52ZM71 208V207H70ZM69 208V209H70ZM101 206L99 207V209H95V210H85V211H81V213H80V216H79V219H80V217L81 216H83V217H86V216H89L90 214V216H94V215H96L97 216V220H94L92 223V226H93V228H91L92 230L94 229V232H95V234H97L98 235V239H96V238H94V233H92V230H90V228H88L89 229V232L91 233H89L88 234V236H87V233H86V228L87 227H85V226H82V227H84L85 229H82L81 228V230H79L77 227H80V226H78V224H77V230L78 231H85V234H86V236L88 237H86V236H80L81 234H83V232L77 237V233L75 232V230L73 229V228H71L69 231L71 232V230L73 229L74 231H72V233L73 234H75L76 233V240L79 238V237H82V238H84V237H86L87 239H96L94 242L92 241V242H90L89 240H84V241H82L81 242V240L80 241H78V243L80 242V246H81V248H80V252L78 251V249L79 248H77V251L79 252V253H77V256H75V253H73L74 255H72V257L73 256H75V258L78 260H80V262L78 261L77 262V260H75L74 259V257H73V259H69L70 257H71V255H69L70 257H66L67 259H69V260H71V262L73 261V260H75V261H73V263L75 262V264H76V262L78 263V264H147V263H145L146 261H144V262H141V263H139L138 262V260L140 261V259H136V256L138 257L139 255H134L132 252L133 251H135V248H134V246H133V249L131 248V247H128L130 244H128V248H126V246H124V244H126V243H122L123 244V246H124V250H123V248H122V246H121V242L125 239L124 237H128V235H127V233H125V228L132 222H130V220L132 219L133 221H135L136 220V218H135V220L133 219L136 215H138V213L137 214H135L134 212V214H133V218H131L130 220H129V215L131 214L132 215V213L129 211V214H128V218L126 217H123V218H125V221H126V219L127 220H129V221H127L126 222V224H124V225H121L117 220H120V222H121V218H119L118 217V214L119 215H121V212H119V209H121L120 207H115V210H114V212H115V214H114V216H113V220H112V215H111V217H109L110 216V214H107V216H108V218H110L109 220H112V221H110V222H112V224H111V226H110V228L109 229H105V226H103L100 222H102L103 220H100V218H102V214H104V213H109L111 210L110 209H108V210H110V211H107V209H106V211L103 213L102 211H101ZM104 208H106L105 206H104ZM132 208V209H131ZM131 208H129L128 210H133V211H135L136 212V209L134 210L133 209V207H131ZM136 208V207H135ZM138 208V207H137ZM208 208V209H209ZM36 209H37V211H36ZM45 209V208H44ZM47 209V208H46ZM46 209H45V211H46ZM51 208H48V210H50ZM54 209L56 210V206H54ZM58 209H60L59 208V206H58ZM207 209V208H206ZM213 209H215V207L213 206ZM212 209V210H213ZM221 209H222V211L223 212H221ZM226 209V208H225ZM236 209V208H235ZM235 209H234V212L236 213V212H238L237 214H239L240 212L239 211H235ZM243 209H241L240 211H241V214H239V216L240 215H242V216H244L243 215V213L244 214H246L247 213V211H246V213H245V211H242ZM256 209V210H255ZM52 210V209H51ZM71 210V209H70ZM76 210H77V208H76ZM80 210V209H79ZM138 210V209H137ZM201 210H199V211H197L198 213H197V215H201L202 214V212L203 211H201ZM44 210H43V212H44V214L45 213H47V212H45ZM54 211V210H53ZM141 211V210H140ZM196 211H195V213H196ZM208 211L209 210H207V212H206V210H205V213H207L208 214ZM225 211H228V208L225 210ZM25 212V211H24ZM57 212V211H56ZM55 212V213H56ZM61 212H62V209H61ZM74 212V211H73ZM99 212H101V214L99 213ZM124 212V211H123ZM201 212V213H200ZM215 212V213H216ZM229 212H231L230 210H229ZM234 212L232 213V214H234ZM251 211H249L248 213H249V215H248V217L249 218H251V216H252V214L251 213H253V212H251ZM256 212H258V211H256ZM255 212V213H256ZM260 212V211H259ZM14 213H13V215H14ZM28 212H26V214H27ZM54 213V212H53ZM53 213H52V215H53ZM64 213H65V211H64ZM112 213H113V211H112ZM118 213V214H117ZM141 213V212H140ZM144 213V215H145V213H146V215H148V213L147 212H143ZM142 213V214H143ZM205 213H203V215L205 214ZM218 213V212H217ZM219 213V214H220ZM255 213H253V214H255ZM263 213L262 214H260V216L261 215H263ZM22 214V213H21ZM30 214V213H29ZM35 215H36V213H34ZM40 215H38V216H41V213H39ZM43 214V215H44ZM58 214V213H57ZM62 214V213H61ZM126 214V213H125ZM142 214H141V216H142ZM192 214V218L193 219H191L189 216ZM189 216H187V222H188V219L190 218V221H195L197 218L199 219H201L202 220V215H201V217H198L197 216V218H195V214L194 213H191ZM207 214H205V216H207V217H203V220H205L204 221V227H203V229L205 228V226L207 227V228H210V229H221L222 227H223V225L225 224H229V225H232V223H227V220H229L228 218H227V220H224V219H222V221L224 222V223H222V221H220V227H218V228H216L217 226H216V220H217V214H216V216H214V214L212 213L211 214V212L207 215ZM226 214H227V212H226ZM229 214H231V213H228V215ZM24 215V214H23ZM31 215H33V214H31ZM43 215L41 216V217H43ZM48 215H49V212H48ZM59 215V214H58ZM57 215V216H58ZM66 215V214H65ZM69 214H67V216H68ZM199 215V216H200ZM5 216H6V214H5ZM9 216V215H8ZM20 216V215H19ZM27 216V215H26ZM29 217H30V215H28ZM46 216V215H45ZM74 216V215H73ZM221 215H218V218L220 219L221 217H220ZM230 216V215H229ZM238 216V217H239ZM246 216V215H245ZM244 216V217H245ZM259 216V215H258ZM2 217V216H1ZM10 217H11V214H10ZM23 217V218H22ZM21 218H16V217H14V218H16L17 220H19V222H17V220L15 221V222H11L13 219L12 218H10V219H12L11 221H10V223H20V222H24V224L25 223H27V221H28V223H30L29 222V220H32L31 218H29V217H25V216H22ZM95 217V216H94ZM138 217V216H137ZM149 217V216H148ZM225 217V216H224ZM223 217V218H224ZM228 217V216H227ZM233 217H234V215H233ZM247 217V216H246ZM253 217H254V215H253ZM263 217H264V215H263ZM4 218V217H3ZM7 218V217H6ZM33 218L35 219V217H34V215H33ZM45 218V217H44ZM48 218H49V216H48ZM71 218V217H70ZM105 218V217H104ZM143 218L145 219V216L143 217H141L139 220H142L143 222L145 221V220H143ZM194 218H195V220H194ZM205 218V219H204ZM230 218H232V217H230ZM236 218V217H235ZM235 218H232L233 220H235ZM256 218V217H255ZM259 218V217H258ZM262 218V217H261ZM37 219V218H36ZM41 219V218H40ZM47 219V218H46ZM50 219H51V216H50ZM54 219H55V217H54ZM60 219V218H59ZM69 219V218H68ZM72 219V218H71ZM82 219V221H83V219H85V218H81ZM87 219V218H86ZM85 219V220H86ZM186 219H184V222L186 221ZM197 219V222H199V223H197V222H193L194 223V225H190V228H189V224L187 223V224H185V225H187V226H183L184 224V222H181V225H179L180 227L181 226H183L185 229L186 228H188V229H191V226H192V228L193 229H196L197 230V232L198 231H200V232H198L200 235H201V237H198L199 238V241H198V239L197 238H195V237H197V236H200L199 234L197 235V233H196V235H194L195 234V232L193 231H191V233L192 234H189V235H191L190 237H192L193 238V236H195L194 238L195 239H197V240H195V239H193V242H194V240H195V242H194V244H193V242L191 241V240H189L188 239V235L186 236V234L187 233H189L190 231H188V229H182L183 227H181V230H182V233L183 232H186V234L185 233H183V235H181V232L180 233H176V232H174L172 229H174V228H172L171 229V225H168L170 222H168L167 221V225L168 226H166V228L168 229H171V232H172V235L170 236V234H171V232H170V234H168L167 233V230H165L164 229V227H165V225H164V227H163V225H162V227H163V230H165L166 231V233H167V237H166V233L164 234V233H162L161 234V232L159 231H157L161 236L159 237H157L156 235H158L157 233H156V235H155V233L151 236L150 234V236L151 237H155V239H152V240H154V243H153V241L151 240V237L148 235V233L146 234V235H148V237L146 236V239H144L143 238V236H142V234L140 235V237L138 236V238L140 239V238H143V240H140V241H145V240H147V238H149L150 239V245H155L156 247H158V245H159V247L161 248V243H164V242H166L167 243V245L169 246L168 247V250L170 251V249L172 248V247H170L171 245H170V243H173L172 244V246H174V244L176 243V240H174V239H179V241L181 240L180 238H183L182 236H184V234H185V236H186V238H184V240L182 239V242L185 244L183 247H180V246H182L183 245V243H182V245H181V242H179L180 243V246H179V244H177L176 246H177V248H175L176 246H174L173 248H174V250L176 251V249L178 250V248H180L179 249V255L178 256H180V255H182L183 253V251L184 252H187V251H185V249H186V247H188V246H192V244L195 246H192V248L194 247V248H196V249H194L193 248V253H191V251L192 250H189V249H186V250H189L188 251V254H194L195 253V251L194 250H196L197 251V254H198V252H199V254L202 256L203 255V253H204V251H205V249H209V248H207V247H209L208 245L206 246V244H207V241H203V239H205L206 237H209L210 238V232L212 231V230H208L207 228L204 230L205 232H203V229L202 228H199L198 229V226H199V224L201 223V224H203V222L201 221H199ZM219 219L217 220V222L219 221ZM226 219V218H225ZM237 219V218H236ZM243 219V218H242ZM248 219V218H247ZM257 219V218H256ZM255 219V220H256ZM5 220V219H4ZM38 220V219H37ZM47 220H49V219H47ZM52 220V219H51ZM105 220V219H104ZM108 220V219H107ZM233 220H232V222H233ZM239 220V219H238ZM258 220V219H257ZM261 220V219H260ZM39 221H41V220H39ZM53 221V220H52ZM88 221V220H87ZM246 221V220H245ZM247 221H249V219L247 220ZM247 221H246V223H247ZM264 221V220H263ZM263 221H261V222H263ZM7 222V221H6ZM58 222H59V220H58ZM73 222H75V221H73ZM89 222H90V220H89ZM148 222H149V219H148ZM148 222H146V226H148L149 225V223ZM231 222V221H230ZM250 222H252V221H250ZM260 222V221H259ZM27 223V224H28ZM34 223H35V221H33V225H34ZM49 223H51V222H49ZM53 223V222H52ZM60 223V222H59ZM64 223V222H63ZM91 223V222H90ZM123 223H125V222H123ZM122 223V224H123ZM127 223H128V225H127ZM174 223V222H173ZM197 223V224H196ZM236 223H239V222H236ZM241 223V222H240ZM14 224H12V225H14ZM21 224V223H20ZM36 224V223H35ZM62 224V223H61ZM80 224V223H79ZM151 224V223H150ZM183 224V225H182ZM201 224H200V226L199 227H202L201 226ZM221 224H223L222 226H221ZM252 224V223H251ZM262 224L263 223H261V227H262ZM10 224H8V223H5V222H1L0 221V227H5V229L7 228V226L8 227H10L9 226ZM23 225V224H22ZM22 225H19V226H22ZM26 225V224H25ZM32 225V226H33ZM37 225V224H36ZM39 225L41 226V223H39ZM38 225V226H39ZM74 226H75V224H73ZM73 225H71V227L73 226ZM145 225V224H144ZM198 225V226H197ZM219 225V224H218ZM243 225V224H242ZM246 225V224H245ZM31 226V225H30ZM37 226V227H38ZM39 226V228H41ZM56 226V225H55ZM62 226V225H61ZM73 226V227H74ZM92 226H90V227H92ZM121 226H123V227H125L124 228V232L122 231L123 230V227H122V229H121ZM194 226H197V228L196 227H194ZM227 226V225H226ZM235 226V225H234ZM264 226V225H263ZM12 227H14V226H12ZM28 228V226L26 225V226H24L23 228ZM50 227V226H49ZM49 227H47V229L49 228ZM63 227V226H62ZM129 227V226H128ZM127 227V228H128ZM149 227V226H148ZM178 227V226H177ZM179 227V228H180ZM225 227V226H224ZM231 227V226H230ZM250 227V226H249ZM15 228V227H14ZM13 228V229H14ZM16 228H18V226L16 227ZM15 228V229H16ZM30 228V227H29ZM42 228H43V225H42ZM146 229H147V227H145ZM227 228H228V226H227ZM239 228V227H238ZM242 228V227H241ZM247 228V227H246ZM253 228V227H252ZM10 229V228H9ZM12 229V228H11ZM15 229H14V231H15ZM20 229H21V227H20ZM33 229V227L32 228H30V230H32ZM51 229V228H50ZM53 229V228H52ZM51 229V230H52ZM129 229V228H128ZM127 229V230H128ZM145 229V231H148V229L146 230ZM150 229V228H149ZM153 229V228H152ZM201 229V230H200ZM223 230L222 231H225L224 230V228H222ZM225 229H226V227H225ZM232 229V228H231ZM234 229V228H233ZM21 230H23V229H21ZM36 230H38V228L37 229H35L34 231H36ZM57 230H60V229H57ZM123 232V234L125 233V235H123L124 237L123 238H121L122 237V235L120 234V232L121 231ZM127 230H126V232H127ZM155 230V229H154ZM163 230H162V232H163ZM177 230V229H176ZM175 230V231H176ZM184 230V231H183ZM195 230V231H196ZM237 230V229H236ZM260 230H261V228H260ZM264 230V229H263ZM8 231V232H7ZM6 232L4 231V232H0V243H1V246L3 247V248H1V250H0V264H12V257L13 256H15V257H17V258H15L14 259V262L15 261H17V259H19V261L21 260V261H23V262H25L26 263V260L27 259H29V260H31L30 262H31V264H33L32 262H35V261H33L34 259L33 258H36V257H34L35 256V253H33V252H30V248L32 247L31 245L32 244H34V243H37L38 241V237L36 238V236H30L28 239L29 240H31L30 241V243L29 242H25V243H27L26 245H25V243L23 242V246H26V247H24V252L22 251L23 249H21L20 251H17V252H9L8 251V249H7V251H3V249H4V246H6L7 248H8V244H10L11 243V241H13L14 242V240H16V239H14V237L16 236L15 235V233H14V231L13 230H7ZM25 231V230H24ZM40 231V230H39ZM56 231V230H55ZM54 231V232H55ZM77 231V232H78ZM129 231V233L128 234H130L131 235V231L130 230H128ZM144 231V232H145ZM151 231V230H150ZM156 231V230H155ZM154 231V232H155ZM164 231V232H165ZM178 231H180L179 229H178ZM177 231V232H178ZM188 231V232H187ZM207 231H210V232H207ZM215 231V233H213L214 235L212 236V233H211V237H214V238H212V240H211V238H210V240L211 241H213V242H216V240H221V236H222V234H220L219 232L217 233L216 231H218V230H214ZM213 231V232H214ZM228 231V230H227ZM233 231V230H232ZM249 231H250V229H249ZM248 231V232H249ZM23 232V231H22ZM56 232H58V231H56ZM60 232H61V230H60ZM111 233V235H113V236H115V240H113V243H110L108 240L109 239H107V238H104L106 235H108V233ZM152 232V231H151ZM206 232H207V236H206ZM241 232V231H240ZM253 232V231H252ZM24 233V232H23ZM42 233V232H41ZM65 233H68L67 231L65 232ZM80 233V232H79ZM201 233H203V234H201ZM243 233H244V231H243ZM52 234V233H51ZM55 234V233H54ZM59 234H61V233H59ZM70 233H68V235H69ZM143 234H145V233H143ZM205 234V235H204ZM223 234H224V232H223ZM232 234V233H231ZM48 235H50V233H48ZM67 235V234H66ZM68 235H67V237H68ZM91 235H93V237L91 236ZM132 235H133V233H132ZM131 235V236H132ZM135 235V234H134ZM134 235H133V237H131L130 236V238H129V241H130V239L131 238H134ZM203 235V236H202ZM228 236H230V234H227ZM234 235H235V233H234ZM237 235H238V232H237ZM71 236V235H70ZM70 236H69V238H70ZM74 236V235H73ZM142 236V237H141ZM180 236V237H179ZM206 236V237H205ZM260 236H262L261 234H260ZM35 237V238H34ZM60 236H58V238H59ZM64 237V236H63ZM63 237H62V239H63ZM75 237V236H74ZM90 237V238H89ZM92 237V238H91ZM111 237V239H110V241L112 240V236H110ZM110 237H108V238H110ZM136 237H137V235H136ZM225 237H226V235H225ZM224 237V238H225ZM234 237V236H233ZM241 237V236H240ZM255 237H257L256 235H255ZM43 238V237H42ZM61 238V237H60ZM191 238V239H192ZM203 238V239H202ZM209 238H206V240L208 239L209 240ZM223 238V239H224ZM232 238V237H231ZM230 237H229V239H231ZM243 238H245V240L247 239L245 236H243ZM242 238V239H243ZM257 238H259V236L257 237ZM26 239V238H25ZM34 239H36V240H34ZM44 239V238H43ZM42 239V240H43ZM54 238H52L51 240H53ZM71 239V238H70ZM73 239H75V238H73ZM105 239H107V241H105ZM137 239V238H136ZM135 239V240H136ZM139 239L137 240V241H139ZM149 239H148V241H149ZM187 239V240H186ZM202 239V240H201ZM228 239V238H227ZM235 239H237V238H235ZM238 239H239V237H238ZM262 239V238H261ZM264 239V238H263ZM17 240H18V236H17ZM58 240V239H57ZM60 240V239H59ZM58 240V241H59ZM67 240V239H66ZM169 240H171L172 242H169V244H168V241ZM174 240V241H173ZM190 242H189V241ZM234 240V239H233ZM257 240H259V239H257ZM20 241H21V239H20ZM23 241V240H22ZM26 241V240H25ZM35 241V242H34ZM37 241V242H36ZM41 241V238H40V240H39V242ZM71 241H73V240H70V243H71ZM115 241V242H114ZM125 241V240H124ZM126 241H127V239H126ZM129 241H127V243L129 242ZM132 239H131V243H132ZM230 241V240H229ZM232 241V240H231ZM237 241V240H236ZM261 241V240H260ZM68 242H69V240H68ZM74 242V241H73ZM72 242V243H73ZM106 242H107V245H108V255L107 256H105L106 254H105V252L107 251L106 250V247H105V244H106ZM151 242H152V244H151ZM192 243V244H190L189 245V243ZM204 242H205V244H204ZM210 242V241H209ZM208 242V243H209ZM239 242V241H238ZM243 242V241H242ZM247 242H248V240H247ZM264 242V241H263ZM45 243V242H44ZM53 243H55V242H53ZM57 243V242H56ZM59 243H61L62 244V241L60 240L59 241ZM76 243V242H75ZM75 243H74V245H75ZM140 243L142 244V242H137L136 244H138V246L140 245ZM148 243V242H147ZM156 243H160V244H157L156 245ZM211 243V242H210ZM220 243V242H219ZM228 242H226L225 241V243H223V242H221V244H227ZM237 243V242H236ZM256 243V242H255ZM259 243V242H258ZM18 244V243H17ZM28 244H30L29 246H31L27 251V254H26V249L28 248ZM38 244V243H37ZM40 244H41V242H40ZM48 244V243H47ZM67 244V243H66ZM82 244V245H81ZM133 244H135V242L133 243ZM165 244V243H164ZM163 244V245H164ZM212 244V243H211ZM211 244H209V245H211ZM230 244V243H229ZM235 244V243H234ZM4 245V246H3ZM11 245L12 244H10V247H11ZM36 244H34L33 246H35ZM53 245V244H52ZM63 245V244H62ZM143 245V244H142ZM141 245V246H142ZM145 245H146V243H145ZM186 245H188V246H186ZM215 245V244H214ZM220 245V244H219ZM14 246V245H13ZM19 246H22V244L21 245H19ZM18 246V247H19ZM40 246V245H39ZM61 246V245H60ZM70 247L69 245H66V247ZM73 246V245H72ZM76 246H78V245H76ZM213 246V245H212ZM217 246V245H216ZM222 246H224V245H221L220 247H222ZM232 246H234V245H232ZM236 246V245H235ZM258 246V245H257ZM40 247H42V245L40 246ZM79 247V246H78ZM136 247H137V245H136ZM152 248V246H149V248ZM154 247V246H153ZM206 247V248H205ZM213 247H215V246H213ZM212 247V248H213ZM230 247V246H229ZM229 247H228V249H229ZM254 247V246H253ZM261 247V246H260ZM26 248V249H25ZM36 248H38V247H36ZM35 248V249H36ZM44 248V247H43ZM73 248H76V247H73ZM144 248L146 249V247L144 246ZM155 248V247H154ZM153 248V249H154ZM159 248V249H160ZM170 248V249H169ZM172 248V249H173ZM182 248V249H181ZM185 248V249H184ZM218 248V247H217ZM235 248V247H234ZM234 248H232V249H234ZM240 248V247H239ZM242 248V247H241ZM240 248V249H241ZM34 249V250H35ZM145 249L143 250V249H141V250H143V251H145ZM166 249V248H165ZM198 249H200V250H198ZM203 249H204V251H203ZM215 249V248H214ZM222 249V248H221ZM227 249V248H226ZM256 249V248H255ZM40 250V249H39ZM44 250H45V248H44ZM64 250V249H63ZM68 250V249H67ZM67 250H66V252L65 251H63L62 252V248H61V252L63 253V255L64 256H66L67 255ZM73 250H75V249H73ZM123 250V251H122ZM127 250H130L129 252L127 251ZM139 250V249H138ZM150 250V249H149ZM161 250L163 251V248H161ZM180 250H181V252H180ZM225 250V247L223 248V251ZM249 250V249H248ZM250 250H252L251 248H250ZM258 250V249H257ZM260 250V249H259ZM32 251H33V248H32ZM52 251H54V250H52ZM52 251H48L49 252V254H50V252H52ZM58 251V250H57ZM59 251H60V249H59ZM71 251H72V249H71ZM127 251V252H126ZM153 251V250H152ZM167 252V253H170V256H171V253L173 252L172 250H171V252ZM220 251V249L219 250H217L216 251V249H215V252L214 251H212V249H211V252H214V253H216V252H219ZM222 251V252H223ZM233 251V250H232ZM231 251V252H232ZM234 251H235V249H234ZM234 251H233V253H234ZM238 251H239V249H238ZM241 251V250H240ZM41 252V251H40ZM47 252V251H46ZM69 252V251H68ZM120 252H122V255H124L123 253L125 252V253H127V254H125L124 256H121V254H119ZM146 252H147V250H146ZM145 252V253H146ZM157 252H159L158 250H157ZM177 252V251H176ZM175 252V253H176ZM190 252V253H189ZM201 252V253H200ZM208 252H210V251H208ZM207 252V250H206V254L204 253V255H206V257H209V255L211 256L212 255V253L211 254H209ZM225 252V251H224ZM231 252H229V251H227L226 253H231ZM244 252V251H243ZM249 252V251H248ZM262 251H260V253H261ZM25 253V254H24ZM28 253L29 254H31L32 253V255H30V258H28ZM56 253V251L54 252V254ZM60 253V252H59ZM62 253H61V256H62ZM136 253L138 254V252L136 251ZM161 254H162V252H160ZM159 253V254H160ZM174 253V254H175ZM232 253V254H233ZM259 253V254H260ZM52 254V253H51ZM54 254L52 255L53 257H54ZM57 254H58V252H57ZM71 254V253H70ZM141 254V253H140ZM150 254H151V252H150ZM153 254V253H152ZM155 254L157 255V253L155 252ZM163 254H164V252H163ZM178 254V252L175 254V255H177ZM190 254V255H191ZM196 254V253H195ZM207 254H209V255H207ZM217 254V253H216ZM219 254V253H218ZM217 254V255H218ZM234 254H236V253H234ZM238 254V253H237ZM236 254V255H237ZM253 254V253H252ZM39 255V254H38ZM58 255H60V254H58ZM147 255V254H146ZM148 255H149V253H148ZM173 255V254H172ZM174 255V256H175ZM184 255H186V258H191L189 255H187V254H183L182 255V259H185L187 262H185L184 264H195L194 262H195V260L197 259V257H198V255L196 256V255H193V257L191 258V260L188 262V259H186V258H184L185 256ZM191 255V256H192ZM203 255V256H204ZM215 255V254H214ZM214 255H212V256H214ZM221 255H223V256H225L224 254H221ZM228 255V254H227ZM47 256V255H46ZM51 256V255H50ZM49 256V258H52L53 259V257L51 256L50 257ZM57 255L55 254V257H56ZM63 256V257H64ZM68 256V255H67ZM163 255H161V257H162ZM166 256V251H165V255L163 256V257H165ZM174 256H172L174 259L173 260H175L176 258L174 257ZM184 256V257H183ZM187 256H189V257H187ZM194 256H195V258H194ZM198 257V258H202V259H205L204 261L201 259H198L197 260V264L199 263H203V264H208V263H210L211 262V260H210V262H208L209 261V258H208V261H207V259H206V257L204 258V257ZM212 256H211V259H212ZM219 256V255H218ZM223 256H219V258H221V259H219V260H222V257ZM229 256V255H228ZM252 256V255H251ZM250 256V257H251ZM256 256H258V253L256 254ZM37 257H40V256H37ZM42 257V256H41ZM44 257V256H43ZM103 258V260L102 259H100V258ZM156 256H154V259H158L159 257H160V255H158L157 256V258H155ZM215 257H217V256H215ZM226 257V256H225ZM231 257H232V255H231ZM47 258H48V256H47ZM48 258V259H49ZM96 258V259H95ZM143 258V257H142ZM144 258H146V257H144ZM147 258H149V257H147ZM152 258V257H151ZM168 258H170L169 257V254H168ZM224 258V257H223ZM237 258H238V256H237ZM257 258V257H256ZM46 260L47 262H43L42 264H67V262H65L66 260H64L62 257H60L59 256V258L57 257V259H55V260ZM95 259V260H94ZM98 259H100L99 261H97ZM166 259V258H165ZM180 258H178L177 260H178V262H177V260L175 261V264H178L179 263V261H180V263L179 264H182L185 260H183V261H181L182 259H180ZM195 259V260H194ZM226 259H228V258H226ZM226 259L224 260L223 259V262L225 263V262H227L228 260L231 262V260H230V257H229V259L226 261ZM232 259V258H231ZM239 259V258H238ZM40 260V259H39ZM43 260V259H42ZM45 260V259H44ZM43 260V261H44ZM69 260H68V262H69ZM102 260V261H101ZM162 260V261H161ZM168 260V259H167ZM172 260V259H171ZM213 260L215 261L216 259H214L213 258ZM218 260V263L220 262ZM37 261H38V259H37ZM48 261H50V262H48ZM113 261H115V262H113ZM142 261V260H141ZM157 261V264H162V262L164 261V258H162V259H160V260H156ZM202 261V262H201ZM213 261V262H214ZM217 261V260H216ZM253 261V260H252ZM251 261V262H252ZM28 262V261H27ZM39 262V261H38ZM42 262V261H41ZM71 262H70V264H71ZM149 262H151L150 260H149ZM158 262H160V263H158ZM167 262V261H166ZM182 262V263H181ZM190 262H192V263H190ZM236 262V261H235ZM251 262H249V264L251 263ZM253 262H255V261H253ZM18 262H16V264H17ZM151 263H153V264H155V261H153V262H151ZM171 263H173V262H171ZM217 263V264H218ZM23 264V263H22ZM28 264V263H27ZM30 264V263H29ZM34 264H37L36 262L34 263ZM149 264V263H148ZM167 264V263H166ZM168 264H169V262H168ZM174 264V263H173ZM211 264V263H210ZM214 264V263H213ZM221 264H222V261H221ZM226 264V263H225ZM227 264H228V262H227ZM252 264H254V263H252ZM257 264V263H256Z\"/></svg>","mask_w":264,"mask_h":264},{"label":"snow or ice","instance_id":"3","mask_svg":"<svg viewBox=\"0 0 264 264\" xmlns=\"http://www.w3.org/2000/svg\"><path fill=\"white\" fill-rule=\"evenodd\" d=\"M204 15H208V13H205ZM187 31H188L187 28H185V29H184V33H186ZM183 40H184V35L181 34V37H180L179 41H178V42L174 41L171 47H172V48H174V47H178L179 44H182V43H183ZM169 50H171V48H170ZM234 66H235V65H234ZM142 78H143V76H142V70H141V71H138V72L136 73V79L139 80V79H142ZM217 79H218V78L213 77V80H214V81L217 80ZM213 96H216V94L213 93ZM136 99H137L136 96H132L131 98H129L128 103H127V105H126L125 107H126L127 109H130V108L134 105ZM170 114H174V113H171V112H170Z\"/></svg>","mask_w":264,"mask_h":264}]
</instances>
